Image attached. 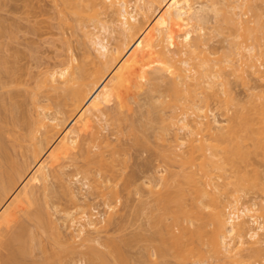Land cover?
<instances>
[{
  "label": "rangeland",
  "instance_id": "1",
  "mask_svg": "<svg viewBox=\"0 0 264 264\" xmlns=\"http://www.w3.org/2000/svg\"><path fill=\"white\" fill-rule=\"evenodd\" d=\"M56 0H0V64H1V66H0V129H2V131L0 132V140H1V142L3 143L4 142V148H6L7 149V152L11 155V156H14V158L13 159H15V158H18V160L17 159H15L19 164H21V165H23V164H25V166H28L27 168H29V171H31L32 172V174H33V177L35 176V179L33 178H31V174H30V177H29V175H28V177L30 178V180H29V182H30V185H31V182H33L34 181V184H35V187L36 188H34L35 190H38L39 188H40V191L38 190V192H40L41 194H42V185L44 184V186H45V184H46V182L47 181H49V182H47V191L45 192V190L43 191V194L41 195V194H39V197L41 196V198H39L40 199V201L41 200H44L43 198L45 197V196H48L49 198H50V202H52V200H53V203H50V205H51V207H52V204L54 205V207H52L51 208V210L53 209H55V210H57V211H60V210H62V211H64V212H62V211H60L61 213H59V212H57V211H52L53 212V214L51 215V218L53 219V216H54V214L56 215L55 217H54V219L55 220H53V221H55L54 223L57 225V226H60L61 228H60V230H62V232L65 230L64 228H66V227H62L63 225L62 224H65V225H67V226H69V222L71 221L70 219L73 217V218H77L76 220H79L78 218H80L81 216H83L84 214L83 213H85V212H87V214H88V216H90L91 217V215L93 216V217H91V218H93L94 219V221L95 222H106L107 221V218L109 219V218H111L110 217V215L111 216H113V218L111 219L112 221V223H111V225L109 226V227H107L108 228V230H107V228L105 227V230L103 231V229L101 230L100 229V231H101V234L99 235V236H101L100 238H101V240H102V245L101 244H99V243H94V240H93V243H88V241L87 240H89V241H91L92 242V239H95L96 238V236H98V233H96V234H94V232H87L86 231V233H84L83 234V236L81 235L80 237H78L79 236V234H78V232L79 231H77L78 230V228H80V227H78L80 224H84L85 222H82L81 220L83 219V218H81L80 219V222H78L77 221V223L76 224H74L75 226H69L67 229H69V233H68V230L66 231L65 230V232H66V234L68 233L70 236H68L67 238L69 239V238H74V239H72V240H75V242H76V245L75 244H73L72 246L75 248V250H74V252L72 251V252H70L71 253V255H72V260L74 261V262H70V263H68V264H74V263H76V264H90L89 262H88V258H87V256H86V254H88V252H89V248L90 247H97V249L98 250H101V252H103V254H104V256L105 257H108L107 259H109V260H111V262L113 263V260H112V258L113 257H111L112 255H111V253H109V249H108V251H107V248H109V246H110V244L112 243V241L113 240H115V242H117V243H119V245L121 244L122 246H120L121 248H123L122 250H124V252L127 254V256L129 255L130 257H129V259H131L133 262V264L135 263V264H179V262H180V260H177V257H178V255H177V251H178V247L176 246L177 244H176V242L177 241H179V240H181L180 238H183L184 239V237H180V236H183L184 235V233L186 234H188V235H190V232H191V230L193 231V230H195L194 228H196V226H201L200 224H203L204 222H206V219H208L209 218V211L211 210L210 209V207H209V209L208 210H205V209H207L208 207H206V206H208L209 204H211V206H213L214 205V203H213V201L215 202L216 200V202L215 203H217V202H219L220 203V200H221V202L222 203H220V204H222V206H224V203H226L225 205H227L228 203V205H227V207L228 208H225V212H226V214L228 215V214H233V213H237V212H239L240 210H238L239 208L241 209L243 206H245L244 204H246V206H249V207H251L252 206V204L253 203H259V204H257L258 206H260L259 208H262V210H263V212H264V193H263V191H262V189H264V184H262V183H264V181H261V179H263L264 178V149H262L263 147H264V144H262V143H264V138H261V140H262V142H261V145L260 146H263L262 148L260 147V149H258V150H256V151H254L253 149H251V152L249 151L250 150V148L247 146V145H252V143L250 144L249 143V141H247L246 140V136H245V133L247 132V127H248V124L247 123H245V124H247L246 126L245 125H241V124H239V123H243V122H246L247 120L245 119V121H244V118H246V116L248 115L249 116V112L251 111V113H250V115L253 113L252 111H253V109L255 108V106H257L258 108H259V106L260 105H264V77H258L257 75L258 74H256V75H254V78L252 77V76H250V74H246L247 72H239V74H237L238 73V71H240V70H242V69H244L245 67L243 66V65H241L240 64V66H239V61H240V63H244L245 62V59H242V61L241 60H239V59H241V55L242 54H247V53H245L244 52V50L246 49V44H248L247 46H249V45H256V47H255V45L253 46L254 48V51H256V52H253L255 55V58L258 56V55H256V53L257 54H260L259 55V57L261 56H263L264 57V55H262V47H261V52L260 51H257L258 50V47H259V44H261V45H264V38L262 39L261 38V36L262 37H264V20H263V23H257V21H258V18L259 17H263L264 18V16H260V14L261 15H263L264 14V0H251V2H249V3H245L242 7L244 8V9H242V7H240L241 8V11H244V10H246V11H244L245 13H248V15H247V17H244V18H246L244 21H243V16L240 18L241 20H239V21H237V22H234L235 23V25H236V23L237 24H239L238 22H240L241 23V25L242 24H244L243 22H245V24L246 25H237L236 27L234 26L233 27V24H231V23H233V22H231V23H229L230 21H228L229 20V16H231L230 17V19H232L233 18V16L231 15V13H228L229 11L230 12H232V11H234V10H232V9H230V8H228V6H226L225 7V5L226 4H223V3H219V4H223L224 6L222 7V6H220L221 8H219V6H217V11H214V12H209L208 14V16L210 17L209 19H208V21H209V26L208 25H206V27L207 28H216V29H210L211 31L210 32H214V30H215V32L214 33H210V32H208V29L206 28V30L205 31H207V33H204L205 34V36H207L206 34H211V38L210 39H207V41L208 40H211L212 42H210V41H208V42H210V43H205V46L207 45L208 47H205L204 46V49L206 50H208V51H210L211 53H214L215 55L214 56H216V57H218V56H220L221 55V57H220V59H218V60H224V61H226V59H225V57L228 59V60H233L234 59V61H233V63H234V65L233 64H231V66L232 67H235V68H229L228 67V65H227V63L225 64V65H227L226 67V69L224 70V74H225V71H226V74L227 75H224L225 76V78H227L226 80L228 81V79H229V83H227V81H226V83H227V85H228V88H226L227 87V85L225 86V89L223 90V91H225L227 94H225V96L227 97H224L223 96V99L222 100H220L221 102H219V99L218 100H216L217 98L215 97V95H214V92H217L218 90H220L221 91V88L219 89V88H217L216 86H215V89L211 92L210 90V88L209 87H207V86H205L202 90H201V88L202 87H199V89L200 90H197L198 89V87L196 88V93H202L203 92V90L204 91H206V92H208L207 94H213V96L216 98L215 100L216 101H218V102H213V101H215V100H211V105H213V107H210V108H212L211 110H213V112L214 113H209L208 115H209V118L211 119V117H214L215 115H216V117H217V119H218V121L220 122V126H221V129H222V127L224 128V129H222V130H220V131H215V133L213 134V132L212 133H205L204 131L205 130H203V131H200V129H199V127H195V125L192 123V126H189V129H191V131H193L194 132V135L193 136H190L191 135V133H189L188 131H181L180 132V138L183 140V141H179V143L181 142V144H182V142L184 143L183 145H182V149L181 150H183V151H178V153H179V164L178 165H174V164H172V160H173V158H174V155H173V157H172V159L170 160L169 159V157H170V155H168V157H167V155H165L166 153H167V151H166V149L168 148L167 147V143H166V141H165V143H166V145L164 144V141H163V137H166V138H168L167 139V141L168 140H170L169 138L170 137H172L173 138V132H171V131H173V129H171V127H170V120H168V117H167V115L168 116H170L171 117V115H173V114H176V113H178V112H183L185 109H188V110H185L186 111V113H185V111L183 112L184 114H191L192 113V111L190 112L189 110V107L188 106H190L191 104H189L188 102V104L186 103V101H189L190 100V98H188V96L187 95H185L186 94V91L187 92H189V89H191V87L190 86H182V87H180L181 89L179 90L178 89V91H176L175 89V87L173 86L172 87V85H170L171 86V88L169 89L168 87H166V86H162V88L164 89L165 87V89L164 90H166L167 88V90H168V92H169V90L170 91H174L171 95H173L172 97H173V99L175 98V96H176V94L177 95H179V96H182L183 98H185V97H187L188 99L186 100V98L184 99L185 100V102H184V100H183V102L185 103V104H187V105H185L184 103V105L186 106V107H188V108H186L185 106V108L184 107H180V105L181 106H183L181 103V100L183 99L182 97H179L178 99H180L179 100V102H177L178 100H177V97L174 99L175 100V102H176V104H177V106L179 107V108H177V106H176V104L175 103H171L170 102V104H167L168 102H169V100L168 99H170L169 97H171V95H169L171 92H169L168 93V99L166 98V96H165V99H167L168 100V102L166 103L165 101H164V96H163V94H164V92H162L161 90V92L163 93H161L160 94V91L158 90L157 92H152V93H154V95L156 96V98L157 99H155V97H154V103H158V99L160 98V96L162 97L163 96V100L162 99H160L159 100V103L158 104H160L161 102H163L164 101V103H166V105H170V106H167V107H165V106H163V107H165V108H163V107H158V106H156L155 107V105H158V104H152L155 108H153V107H150V109L149 110H151L152 108V111L153 110H156L157 108L159 109V108H162L160 111H162V110H164L165 109V111H163V113H165V115H163V113H159V115L161 116V117H159V118H161V120H163V119H165V120H163V121H165V124H164V122L163 121H160V119L159 120H157V121H159V122H163V124L161 123V125H165L164 126V128L163 129H165V127L167 126V129L169 130H171V131H169V132H171L170 134H169V132L167 131V130H165V131H167L166 133H163V139L161 138L160 139V137L162 136V135H160L159 136V134L157 135L156 133H158L156 130H154V131H156V133L155 132H153V130H152V128L154 129H156V125H158V124H156L155 122H154V118H152L153 119V121H152V123L154 122L156 125L154 126L150 121H149V119L151 118L150 116H153V115H156L157 116V114H158V112H157V114H156V112L155 111H153V112H155V114L153 113V115H152V113H151V115L149 116L150 118H148V123L147 124H151V126H149V125H146L147 127H151V129H146L147 131H145L144 129H145V125H144V129H143V126L141 127L140 126V124H141V117L142 118H144L140 113H142L143 111H144V109L146 110V111H148L149 112V110L147 109V107L146 108H144L143 109V111L142 112H139L138 111V109H137V106H136V104H134V103H136L137 101H139L138 99H135V100H133L134 98H139L140 97V94L138 95V90L139 89H135L134 88V86L132 87L131 86V89L132 88H134V89H132V91L133 90H137L136 92H137V94H134V92H132L131 93V95H134V97L132 98V99H130V101H129V99L128 98H130V96L131 95H129L130 94V89H129V94H126L127 92H124L123 91V93H125L124 95L126 96H124V103H126V105L125 106H127L128 105V103L129 104H131V106L130 105H128V107L130 106V108H132V110H130V111H134V110H137L139 113H137L136 114V112L134 111L133 113H132V115L135 113L137 116H134V118L135 117H137V118H135V119H137L136 120V125H138V127L140 126L143 130H142V133H141V128L139 127V131L137 130V129H135L136 131H134V128H137V126L135 125V119L133 118V117H131L130 118V121L132 122V120H133V122L132 123H134V124H132L130 121H125V124L124 123H122V124H124V126L121 128V129H116L118 126L119 127H121L119 124H118V126H117V124L115 125V120H117L116 118H115V112H114V115H113V117H109V120L107 121V117L108 116H111L112 115V112L115 110V106H114V103H113V100L111 99L113 96H111L113 93L111 92L112 90H110L111 88H109V91L108 92H110V93H112V94H110V95H108V93H106L107 92V88H106V86L107 85H105V83H103L102 84V86H104L105 88H103V89H98L101 93V100H98L100 103H98L97 101V103L98 104H102V102H103V100L104 99H108L109 100V104H108V106L106 107V114H107V117L106 116H104V121L102 122V124H101V127L99 126L100 125V123L101 122H99V121H97L98 119L97 118H95L96 116L98 117H100V114L98 113V111H97V113L98 114H94V115H96L95 117L93 116V114H92V112H91V115H90V112L88 113L89 115L87 116V117H89V116H92V118H93V120H95V121H97V122H99V124H97L98 126H97V129L95 128V126L93 127V126H91L92 128H90L91 130L90 131H92L91 132V134L93 133V129L94 130H97V131H94V133L95 132H97V134L96 135H98V129H100L99 131H100V133L101 134H99L100 135V137H99V141H96V144H93V145H98V144H100V141H101V148H103V150L107 153V154H105V155H103L104 156V159L103 158H101L100 156V158L101 159H103V161L104 162H101L100 164L99 163H97V157H98V154L100 153V150H98V148H95L96 146H94V147H91L92 145H90L91 144V142H90V144H89V142L88 143H86L87 141H89L91 138H89L90 136L88 135V133H90L89 131H87V132H83V131H80L81 133L83 132V133H87V134H85V135H88L87 137L84 135V137L83 136H80L81 134H80V132H79V129H82L83 128V130H85L87 127H83V126H81V128H75L74 127V125L77 127L78 126V121L74 124V125H72V127H74V128H71V127H69V129L67 130L66 128H68L67 126H66V128L63 126V122H61V121H66V119L69 117V115H71L70 117H72V112H74V111H72L70 114H68L69 112H70V110L72 109L73 110V108H78L77 107V105H79V104H77L76 106H74L76 103H78V102H76V103H74L73 104V108H69L71 105H70V102H71V100L67 103V101L70 99H68V100H65L66 101V103H67V106L68 105H70V106H68V109H67V106H66V103H63V104H61L62 106H64L63 108H64V111H62V112H64V113H62L61 115L57 112V111H60V110H63V108H62V106L61 105H59L58 103L55 105V104H51V106H60L59 108H60V110H55V108L53 107V109L54 110H52L51 108V110L50 109H47V107L45 106L44 107V105H47V104H49V103H51V102H53L54 100H56L55 99V95H58L57 93L55 94V92H53V91H55V89L53 90V88H49V87H51V86H49L50 85V83H49V81H48V84H47V77L45 78V75L49 72H52V71H55V69L57 70V71H60V70H62L63 68H65V67H67L68 66V62L70 61V57H71V55H73V57L75 56V58H73V57H71V59L73 58V59H75L76 61L74 62V65L76 66V64H79L80 65V63L81 62H83V63H85V67H86V64H89L88 62H87V60H90V58L89 59H87L86 60V57H92L94 54H96L97 55V53H94V52H96L95 51V46L93 45V39L95 38V36H96V38H97V36H99V38H100V35L104 32V33H106L105 31H103L102 30V26L105 24L106 25V22L105 21H110V19L112 20V18L114 17V15L112 14V13H114V12H112L113 10H109L108 9V12L106 13V12H103V10H102V12L100 11L99 12V10H98V12H99V14H97V12L95 13V14H97V16H94L93 18L94 19H92L91 17H89L90 15H95L94 14V12H93V14H90V13H87L89 16H87V18L89 17V18H91V19H87V20H85V19H82V20H79V18L77 17V16H75V15H72V14H70L69 12H65V13H61V12H59V9H60V11H61V8H60V6L62 5L61 4V1L59 0L57 3L59 4V2H60V6L58 7V5H57V3L55 2ZM127 1V5H128V11L129 12H131L132 11V9L136 6V4H137V0H126ZM145 1V3H147L149 6H151V12H150V15L152 16V19H151V21L149 22V25L151 26V29H155V28H157V27H159L160 25H163L165 22H164V20H165V18H164V15H163V13H162V11H160L159 12V14L157 15V12H158V9H159V0H144ZM171 3H178V2H183V4H185V5H187L189 8H191V10L193 9H196L197 7H199V6H201V4H204V5H206V4H210V5H212V1L211 0H169ZM215 1H217V2H220V1H218V0H214V2ZM235 1V0H234ZM237 1V0H236ZM54 2H55V4H54ZM222 2V1H221ZM231 2H233V1H231ZM242 3H244V2H239V4L238 5H240V4H242ZM248 4V5H247ZM218 5V4H217ZM236 5V4H235ZM250 5H251V7L252 8H250ZM56 6L59 8H56ZM247 6V7H246ZM62 7V6H61ZM225 8V9H224ZM248 8H250V9H248ZM219 9V10H218ZM229 9V11L226 13V11ZM252 9V10H251ZM221 10H223V12L221 11ZM225 10V11H224ZM62 11H63V7H62ZM91 11V13H92V9L90 10ZM94 11V10H93ZM110 11V12H109ZM219 11V13H217ZM236 11H237V9H236ZM236 11H234V12H236ZM249 11H250V13H249ZM89 12V11H88ZM217 14H219L218 15V17L216 16V18H215V14L216 13ZM221 12V13H220ZM226 14H225V13ZM234 12H232V14L234 15ZM237 12H240V9L238 8V11ZM254 12L257 14V13H259V16H258V14L256 15V14H254ZM214 13V14H213ZM241 14H243V12H240ZM240 13H235V14H240ZM244 13V14H245ZM63 14V15H62ZM64 15H65V17H64ZM214 15V16H213ZM223 15V16H222ZM226 15V16H225ZM228 15V16H227ZM246 15V14H245ZM244 15V16H245ZM207 16V17H208ZM219 16H222L223 17V19H221L222 17H219ZM224 16H225V19H224ZM251 16V17H250ZM256 16H258L257 18H256ZM69 17V18H68ZM112 17V18H111ZM212 17V18H211ZM253 17L255 18V19H253ZM117 17H115L114 19H116ZM220 19V21H221V23H220V21H219V24H217L218 22V19ZM228 18V19H227ZM235 18H237L238 19V17L236 16L235 17V15H234V19L232 20V21H234L235 20ZM262 18V19H263ZM78 19V22L79 23H77L76 22V20ZM249 19V20H248ZM216 20V21H215ZM223 20V21H222ZM226 20V21H225ZM255 20V21H254ZM74 21V22H73ZM99 21V22H98ZM248 21V22H247ZM100 22H101V24H100ZM216 22V23H215ZM251 22V23H250ZM104 23V24H103ZM227 23H229V24H227ZM252 23L254 24V26L252 25ZM77 24H79L80 26H78ZM103 24V25H102ZM217 24V25H216ZM248 24H250V25H248ZM256 24V25H255ZM81 25H82V27H81ZM100 25H102L101 26V29H100ZM218 25H220L221 27L223 26V28H221V30L223 29V31H224V33L222 32V31H218V30H220V28L219 29H217V27H218ZM231 25V26H230ZM216 26V27H215ZM239 26V27H238ZM246 26H248V27H253V28H251L250 30L253 32V35L251 34V36H250V34L248 33V32H246L247 31V29H249V28H247ZM256 26H257V29H255V30H257V31H255V30H253L254 29V27L256 28ZM260 28H259V27ZM104 27V26H103ZM235 28V29H232V28ZM241 28L240 29V32H239V35H236V33L237 32H235V30H236V28ZM243 27H246V31H243L244 30V28ZM243 28V29H242ZM258 28H259V31H258ZM263 29V31H261L262 29ZM82 29V30H81ZM100 29V30H99ZM225 29V30H224ZM103 32H102V31ZM232 30H234L233 32H231ZM83 31V32H82ZM92 33V34H90L89 35V33L90 32ZM99 31H101V34L99 33ZM204 31V32H205ZM216 31H218L217 33H216ZM227 31V32H226ZM237 31V30H236ZM254 31H255V33H254ZM94 32V33H93ZM223 33V36H222V33ZM226 32V33H225ZM96 33H99V35H97ZM103 33V34H104ZM219 33V34H218ZM229 35H228V34ZM231 33H233L234 34V37H235V35H236V37L237 36H240V35H242V36H240L239 38H241V39H236V41H235V39L234 38H228V37H230L231 36ZM241 33V34H240ZM246 35H245V34ZM257 33H260V34H257ZM263 33V34H262ZM93 34H96L95 36L93 35ZM208 34V35H209ZM217 34V35H216ZM226 34V35H225ZM258 36H257V35ZM84 35H86V36H84ZM108 33H106V35L104 36V37H107L108 38ZM214 35H215V37H214ZM255 35V36H254ZM91 36H94V38H91ZM226 36V37H225ZM247 36H249V37H251L249 40L248 39H246L245 37H247ZM255 38L256 36H257V40H256V42H254L253 43V40H252V38L253 37ZM89 37V38H88ZM109 37H110V39H107V38H105L107 41L109 40V45H110V48L112 49V48H118V46H120V44H121V46H122V48L124 47V41H123V39H121V38H118V37H120V36H118V34H113L112 36H110L109 35ZM210 37V36H209ZM209 37H207V38H209ZM214 37V38H213ZM232 37V36H231ZM244 38L246 39V40H248V41H244ZM89 39V40H88ZM102 39H104L103 37H102ZM104 39V40H105ZM120 39L123 41V42H120ZM203 39H204V37H203ZM230 39V40H229ZM231 39L234 41V42H232L231 41ZM258 39H260L259 41L260 42H258ZM261 39H262V41H263V43H261ZM88 40V41H87ZM92 40V41H91ZM205 40V42H206V39H204ZM237 40H239V41H237ZM242 40V41H241ZM107 41H105V42H107ZM241 41V42H240ZM255 41V40H254ZM90 42V43H89ZM231 42L234 44L235 42H238V43H235V44H238V47H237V45H236V48L234 47L235 45H232L231 44ZM251 43V44H249V43ZM120 43V44H119ZM259 43V44H258ZM210 45V46H209ZM233 47H232V46ZM241 47H240V46ZM244 46V47H243ZM260 47H259V49H260ZM229 48H231V49H229ZM241 49V50H238L239 52H241V53H239L236 49ZM257 48V49H256ZM94 49V50H93ZM214 51H212V50ZM86 50V51H85ZM232 50V51H234L239 57H237L236 55H234V53L231 51V53H230V51ZM263 50H264V46H263ZM87 52H88V54H89V52H90V54H91V52H92V54L91 55H89V56H87ZM217 52V53H216ZM258 52H260V53H258ZM227 53V56L225 55ZM231 54L230 56H231V58H230V56H228V54ZM86 55V56H84V55ZM240 54V55H239ZM263 54H264V52H263ZM218 55V56H217ZM70 56V57H69ZM213 56V57H214ZM237 57V58H234V57ZM95 56H93V58H94ZM261 57L260 58H256V60H255V58H254V60H255V62H257V60L259 61V60H261V61H259V62H257L256 64H257V66L259 67V68H261V70L260 71H262V73L264 74V66H263V63H264V61L262 62V60H264L263 59V57H262V59H261ZM67 58V59H66ZM77 58V59H76ZM83 58V59H82ZM215 58V57H214ZM222 58V59H221ZM216 59V58H215ZM66 60H67V62H66ZM84 60V61H83ZM85 60H86V62H85ZM199 60V59H198ZM222 60V61H223ZM231 60V61H232ZM239 60V61H238ZM79 61V62H78ZM221 61V62H222ZM244 61V62H243ZM62 62V63H61ZM78 62V63H77ZM96 62H98V61H96ZM195 62L197 63V60H195ZM195 62H191L192 63V65L191 66H194V64H196ZM199 62V61H198ZM262 62V63H261ZM66 63V64H65ZM99 63V62H98ZM194 63V64H193ZM215 63H217V62H215ZM235 63H237L236 64V66H235ZM82 64V63H81ZM91 64H93V65H91L92 67L94 66L95 68H94V71H95V69H98V67L96 68V66H100V65H96L95 63H91ZM96 66H95V65ZM217 64H219V62L217 63ZM224 64V63H223ZM221 65V64H219V65H221V66H224V65ZM261 64V65H260ZM64 65V66H63ZM78 65V66H79ZM260 65V66H259ZM54 66V67H53ZM87 66H90V65H87ZM116 65H114L113 67H115ZM118 66V65H117ZM116 66V67H117ZM243 66V67H242ZM60 67H62L61 69H60ZM80 67V66H79ZM101 67V66H100ZM99 67V68H100ZM115 67V68H116ZM51 68V69H50ZM81 68V67H80ZM87 68V67H86ZM91 68V67H90ZM229 68V69H228ZM59 69V70H58ZM89 69V68H88ZM100 69H102V67L100 68ZM91 70H93V69H91ZM91 70H89V71H91ZM216 70H218V68L216 69ZM231 70V71H230ZM232 70H236L235 72H234V74L235 75H233V72H232ZM238 70V71H237ZM99 71V70H98ZM245 71H247L246 70V68H245ZM46 72V73H45ZM78 72V71H77ZM87 72H88V70H87ZM237 72V73H236ZM90 73V72H89ZM94 74L93 75H95V74H97L98 72H93ZM242 73V74H241ZM244 73H245V75H244ZM249 73V72H248ZM261 73V74H262ZM42 74V75H41ZM88 74V73H87ZM231 74V75H230ZM48 75V74H47ZM85 75V74H84ZM90 75H91V73H90ZM92 75V76H93ZM215 75H217L216 73H215ZM233 75V76H232ZM236 75H239V76H236ZM247 75L249 76V77H251V80H249V77L247 78ZM86 76V75H85ZM88 76V75H87ZM96 77H97V75H95ZM95 76H93V77H95ZM227 76H229V77H227ZM242 76V77H241ZM244 76H245V78H247L249 81H246L247 79H245L244 78ZM259 76H261V75H259ZM156 77V76H155ZM159 77V76H158ZM157 77V78H158ZM240 79H239V78ZM83 78L84 77H82V79H80L82 82H85V81H83ZM86 78V77H85ZM88 78H90L89 76H88ZM243 78V79H242ZM256 78H258V79H256ZM262 79V80H261ZM46 80V81H45ZM79 80V81H80ZM95 80V79H94ZM158 80V79H157ZM156 79H154V77H153V80H151V82L153 81L154 83L156 82H158ZM216 80V82H218V79H215ZM222 80V79H221ZM46 82V84L44 85L43 83H42V85H41V82ZM79 81H77V82H79ZM81 81H80V83H77V85L79 86V85H81V84H83L84 85V88H85V85H87V84H85V83H81ZM40 82V83H39ZM89 81L87 80V83H88ZM91 82V81H90ZM150 82V83H151ZM36 83V84H35ZM40 84L41 86H39V88L40 87H42L43 86V88L44 89H46V88H48V89H46V90H44L43 88H42V90H41V88L39 89V91L41 90V92L40 93H38L39 91H38V84ZM112 83V82H111ZM93 83H91V85H92ZM107 84H109L108 82H107ZM152 84V83H151ZM218 84V83H217ZM5 85V86H4ZM46 85L47 86H49V87H46ZM83 85H81L82 86V88H83ZM90 85V87H92V89L94 88L95 89V87H93V86H95V84L93 85V86H91ZM45 86V87H44ZM75 86V90H78V88L76 89V85H74ZM73 86V87H74ZM88 86H89V83H88ZM87 86V87H88ZM97 86V85H96ZM86 87V88H87ZM89 87V89L91 90V88ZM110 87H111V85H110ZM184 87V88H183ZM206 87L209 89V91H208V89H206ZM219 87V86H218ZM81 88V89H82ZM83 88V89H84ZM85 88V89H86ZM100 88H102V87H100ZM183 88V89H182ZM187 89V90H185V92H184V89ZM50 89L51 90H53L51 93H54V95L52 94V95H50ZM80 89V88H79ZM84 89V90H85ZM104 89H105V91L106 92H104ZM172 89V90H171ZM193 90L195 89L194 87L192 88ZM216 89H218L217 91H215ZM228 89V90H227ZM48 90V91H47ZM63 90V89H62ZM62 90L61 91H59L61 94L63 93L62 92ZM72 90H74V89H72ZM88 90V89H87ZM127 90V89H126ZM166 90V91H167ZM183 90V91H182ZM227 90V91H226ZM36 91H38V92H36ZM43 91V92H42ZM57 91V90H56ZM64 91V90H63ZM92 91V90H91ZM166 91H165V93H166ZM177 93H176V92ZM180 91H181V93L183 92L184 93V95H185V97L183 96V94L182 95H180L181 93H180ZM58 92V93H59ZM65 92V91H64ZM135 92V93H136ZM159 92V93H158ZM90 93H92V92H90ZM106 93V94H105ZM139 93H140V91H139ZM176 93V94H175ZM41 94H43V95H41ZM60 94V95H61ZM66 95H67V93H65ZM190 94V93H189ZM188 94V95H189ZM39 95V96H38ZM49 95V96H48ZM59 95V96H60ZM63 95V94H62ZM127 95H129V97H127ZM136 95H138L137 97H136ZM150 95H152V94H150ZM160 95V96H159ZM167 95V94H166ZM200 95V94H199ZM39 97V102H37L38 100H36V99H38V97ZM64 96V95H63ZM110 96V97H109ZM158 96V97H157ZM198 96V95H197ZM201 96V95H200ZM213 96H212V99H213ZM12 97V98H11ZM51 97V98H50ZM62 97V96H61ZM141 97H143V96H141ZM189 97H192L191 95L189 96ZM45 99V100H43V99ZM56 98H57V96H56ZM125 98H127V100H125ZM12 99V100H11ZM53 99V100H52ZM61 99V98H60ZM60 99H57V101L56 102H59L58 100H60ZM72 99V98H71ZM151 99V98H150ZM153 99V98H152ZM151 99V100H152ZM172 99V98H171ZM173 99H172V101H173ZM42 100V101H41ZM51 100V101H50ZM62 100H63V98H62ZM60 101V103H62L63 101ZM111 100H112V102H111ZM162 100V101H161ZM48 101V102H47ZM74 101H76L74 98H73V100H72V102H74ZM126 101H128V102H126ZM136 101V102H135ZM141 101V100H140ZM12 102H13V105L15 106L14 108H12L11 109V106L13 107V105H12ZM15 102V103H14ZM44 102V103H43ZM56 102H53V103H56ZM71 102V103H72ZM174 102V101H173ZM181 102V103H180ZM40 103H41V105H40ZM11 104V105H10ZM38 104V106L41 108V111L42 112H44L43 111V109L45 108V109H47V111L49 110V112H47L45 109V113L47 112V116H48V113H49V115L50 114H54V115H56V113H57V115H60V117H58L57 115V118H59V120H61L60 118H64V120L62 119L61 121H59V122H56V123H59V124H61L62 125V127H64V130H62L61 132V134L59 135V136H57V138L53 141V143H52V141H50V143L49 144H51V145H53V146H55V147H52V148H56V145H58V143L59 142H63V139L64 138H62V136H63V133H64V131H65V129H66V131H70L69 133L71 134V135H69L70 137L68 138L69 140H70V138H71V136H74L75 137V140L76 141H79L78 143H77V145H76V142H75V144H73L72 143V141H71V143L72 144H70V141L68 142V141H66V142H63L62 144L64 145L65 143H66V145L68 146V148H70V149H67L68 151H70V152H73L74 151V154H73V156H74V158H75V156L77 157V158H75V160L74 159H72L73 158V156H71V161H73V163L71 162V161H68L69 159H66V157H68V158H70V154H68V156H66V154H65V151H63L64 152V154H65V158L64 157H59V156H56V157H58V158H61V159H66V160H62V164L61 163H59V161H58V163L59 164H61L60 165V167H58L57 168V166H59L58 164H57V161H56V164H57V166L55 165V155H53L54 157H50V158H52V159H54L53 160V162L51 161V159H49V157H47V160L49 161H51L52 163H53V165L55 166V168H57V172H56V176H55V178L53 179L52 178V176L50 175V169H47V171L48 172H46L47 173V175H49V177H47V181L45 182V183H40L42 180H41V177H39V175H40V173H38V172H36L37 170L38 171H40L39 169H37L38 168V165L37 164H34L35 162H36V157L34 156V158H33V155H35V153L32 155V151L34 150V149H31L30 148V146L36 141L37 142V140H42V138H43V142H46L47 140V138H46V136H40L41 134H43V135H45L44 134V131H42V133H41V131L39 132V134L37 133V131L35 132L34 130H36V128H35V126L33 127V128H28V126L29 127H31L32 126V121H33V113L36 111V105ZM42 104H44V105H42ZM115 104H117V102H115ZM140 104H143V103H140ZM178 104H180V105H178ZM215 104V105H214ZM217 104V105H216ZM249 104H251V105H249ZM253 104V105H252ZM7 105H9V106H7ZM99 105V106H100ZM171 105H173V107L171 106ZM203 105V104H202ZM201 104H200V106H202ZM210 105V106H211ZM47 106H50V104L49 105H47ZM50 106V107H51ZM65 106H66V108H65ZM117 106V105H116ZM149 106V105H148ZM160 106H162V103L160 104ZM204 106V105H203ZM254 106V107H253ZM260 107L261 108V110L260 111H257V110H259V109H254L255 110V112L256 113H262L261 111H262V108H264V106L263 107ZM249 107H250V109H249ZM58 108V109H59ZM169 108V109H168ZM183 110H182V109ZM251 108H253V109H251ZM15 109V110H14ZM57 109V108H56ZM157 109V110H158ZM172 109H174V110H172ZM177 109H181L180 111H178ZM5 110V111H4ZM9 110L11 111V110H13V114H11V115H9L8 113H9ZM75 110V109H74ZM78 110V109H77ZM96 110V109H95ZM156 110V111H157ZM206 110V109H205ZM209 109H207L206 110V112L208 111ZM55 111H56V113H55ZM129 111V112H130ZM145 111V112H146ZM151 111V112H152ZM159 111V112H160ZM53 112V113H52ZM79 112H81L80 110L79 111H77V113H76V111L74 112V114H75V117L78 115V113ZM147 112V113H148ZM170 112V113H169ZM172 112V113H171ZM175 112V113H174ZM180 112V113H181ZM255 112H254V114H255ZM264 112V111H263ZM3 113V114H2ZM61 113V112H60ZM82 113V112H81ZM95 113V112H94ZM144 113V112H143ZM142 113V114H143ZM166 113H167V115H166ZM5 114V115H4ZM35 114V113H34ZM83 114V113H82ZM145 114V113H144ZM149 114H150V112H149ZM169 114H171V115H169ZM179 114V113H178ZM190 114L188 115V116H190ZM193 114V113H192ZM213 114H215L214 116H212ZM242 114V115H241ZM247 114V115H246ZM262 114H264V113H262ZM262 114H260L261 116H262ZM2 115V116H1ZM9 115V116H8ZM14 115V116H13ZM31 115V116H30ZM51 115V117H54V116H52ZM87 115V114H86ZM116 115H118L117 113H116ZM129 115H131V113H129ZM147 116H148V114H146ZM158 115V116H159ZM180 115V114H179ZM178 115V117L179 118H181L182 116H183V114L181 115V117ZM211 115V116H210ZM246 115V116H245ZM253 115V114H252ZM251 115V118L254 116H252ZM259 115V114H258ZM254 116V118H256V119H254V118H252L253 120H257V121H259V120H261L260 118H262L260 115L259 116ZM5 116H6V118H5ZM31 117V119H30V117ZM64 116V117H63ZM74 116V115H73ZM79 116H80V114H79ZM118 116H120V115H118ZM118 116H116V117H118ZM156 116H154V117H156ZM162 116H166V117H163V119H162ZM191 116H193V115H191ZM247 116V119L248 118H250V117H248ZM14 117V118H13ZM50 117V116H49ZM69 117V118H70ZM82 119H83V115L82 116H80ZM121 117V116H120ZM169 117V118H170ZM239 117V118H238ZM241 117V118H240ZM243 117V118H242ZM257 117L259 118V119H257ZM13 118V119H12ZM68 118V119H69ZM111 118H114V119H112L113 121H111ZM119 118V117H118ZM133 118V119H132ZM145 118H146V116H145ZM146 118V119H147ZM156 118H158V117H156ZM166 118H167V120H166ZM250 118V119H251ZM15 119V120H14ZM16 119H18V121L19 122H21L22 124L20 125V123L18 124V123H15V122H18ZM67 119V120H68ZM74 119H75V121H76V118H73V121L71 122L72 124L75 122L74 121ZM82 119L80 120V118H79V120L80 121H82ZM121 119V118H120ZM145 119V120H146ZM239 119H242V121L241 120H239ZM264 118H262V120H263ZM8 120V121H7ZM30 121V123H31V125H30V123H29V125L28 124H26V121H27V123ZM77 120H78V116H77ZM119 120V119H118ZM144 120V119H143ZM236 120H237V123H236ZM249 120V119H248ZM4 121V122H3ZM14 121V122H13ZM121 121H123V120H120V122L119 123H121ZM168 121V122H167ZM9 122V123H8ZM15 123V125L13 124V123ZM68 121H66V123H67ZM96 122V123H97ZM117 122V121H116ZM144 122V121H143ZM142 122V123H143ZM146 122H147V120H146ZM167 122V123H166ZM260 123H262V125H263V122L264 121H259ZM1 123H3L2 125H1ZM65 123V124H66ZM68 123H70V122H68ZM118 123V122H117ZM158 123V122H157ZM260 123H259V125H260ZM121 124V125H122ZM160 124V123H159ZM169 124V125H168ZM237 124H239V126H238V129L240 130L241 129V131H239V132H241V133H239V132H237L238 131V129L237 128H235V127H237ZM244 124V123H243ZM258 123L256 122V125H257ZM4 125V126H3ZM17 125L19 126L18 128H17ZM27 125V126H26ZM67 125V124H66ZM81 125H82V123H81ZM94 125H96V124H94ZM128 125H131V127H132V125H133V127H132V129L133 130H130L129 132H128V130L129 129H131V127L130 128H125V127H127ZM135 125V126H134ZM161 125H158V127H161ZM179 125V124H178ZM255 125V126H256ZM261 125V129H263V126ZM17 128L16 130H15V127ZM70 126H71V124H70ZM162 126V127H163ZM180 127H181V125H179ZM178 126V127H179ZM246 127V131H245V128H244V131H245V133L243 132V130H242V128L243 127ZM90 127V126H89ZM115 127V128H114ZM162 127L161 128H159V132L161 133L162 131L163 132H165L164 130H161L162 129ZM169 127V128H168ZM239 127H241V128H239ZM60 128H61V126H60ZM123 128H125V130H127V131H125L124 132V129ZM195 128V129H194ZM233 128V129H232ZM4 129V130H3ZM34 131H32V130ZM62 129V128H61ZM75 129L76 130H78L77 132H78V134H79V136L77 135V133H76V135L75 134H73L72 132H73V130L75 131ZM89 129V128H88ZM123 129V130H122ZM158 129V128H157ZM193 129V130H192ZM231 129V130H230ZM237 129V130H236ZM256 131H258V130H260V127H259V129H258V127H256ZM29 130H31L32 131V133H37L39 136H37L36 134V138H35V136H34V141H33V143L31 142V140L29 141V140H27L28 142H31V145L29 146V144H27V142H26V140H25V138H27V137H25L24 138V133L28 136L29 134H30V132L31 131H29ZM58 130H59V128H58ZM121 131L122 130V132H118V131ZM152 130V131H151ZM234 130H235V133L237 132V133H239L238 135H236L235 133H234ZM14 131V133L16 134L15 136H19V141H17L18 143H13V142H16V141H14V139H13V134L14 133H11V132H13ZM27 131H28V133H27ZM190 131V132H191ZM229 131V133L228 134H230L229 136H228V134H227V132ZM230 131H231V133H233L234 135H233V137L234 136H236V137H238L239 135H241L242 133H244V134H242V136L244 135V137H245V141L243 140L244 138H242L241 136H240V139L241 140H243L245 143H244V145H241V143L243 142H241L240 143V141L241 140H238L237 142H232L233 143V146H232V149H235V150H239V151H237V155H240V150L242 151V147L243 146H245V144H246V146H247V150H246V152L247 151H249L250 152V154H249V152H247V154L248 155H250V157L249 156H245V154L243 153V152H245V149L246 148H244L243 149V152H241L242 154H243V157L244 158H246V157H248L249 159H252L253 160V162H251L252 160H245L244 158H243V160H241L242 159V156H241V158H240V156L238 157L239 159L236 161V162H234L232 159L233 158H231V159H229V155L227 154L226 156L225 155H223L222 153H221V155H223L224 156V158L226 157L227 158V160L228 161H233V166L235 167V164L236 163H238L236 166L238 167H235V169H234V167H233V169L235 170V171H237L238 172V174L237 175H231L229 172V174H230V176H229V174H225L224 173V171H223V173L225 174V176L226 177H224L225 179L227 178V179H229V180H223L224 178H222L221 180H220V177H218V179L216 178L217 176H215V178L213 179V180H215V182L217 183L218 182V185L219 186H216V187H214V185H212V184H214L215 182H213V181H211L210 182V180H212L211 178H205V180H204V177L205 176H202L201 174H200V172L198 171L199 170V168H200V165L201 164H203L204 166H207V168H210L212 165H211V162L209 161V160H211V159H206L205 161H206V163L204 164V162L205 161H203L205 158L203 157L204 156V154L205 155H207L208 156V153H209V155L211 154L210 152L212 151V153H213V150H210V152L208 151V149L209 148H207V145H210V143H211V141H212V139H210L211 141H210V143H209V137H212L213 135H214V137H212L214 140H213V144L215 143V140L218 142V143H216V145L217 144H220L221 143V141H225V140H228L227 138H230V136H232L231 135V133H230ZM264 131V130H263ZM133 132V133H132ZM134 132H136V133H140V136L142 135V139H141V137H139V135L137 136L136 135V133H134ZM199 132L200 134H197V133ZM218 132V133H217ZM10 133L12 134V135H10ZM41 133V134H40ZM75 133V132H74ZM118 133H120V134H118ZM122 133H123V135H122ZM125 133H127V134H125ZM129 133V134H128ZM143 133L146 135V137H144L145 135H143ZM152 133H155V135L153 136V134ZM224 135H223V134ZM67 134V133H66ZM90 134V135H91ZM164 134L166 135V136H164ZM188 134H190V135H188ZM211 134H213V135H211ZM219 134H221L222 136H226L225 134H227V138L225 137V138H223V137H221V135H219ZM259 134H261V132H259L258 133V135ZM263 134V136H264V132L262 133ZM33 134H31V136H32ZM95 135V134H94ZM98 135V136H99ZM120 135V136H119ZM122 135V136H121ZM151 135V136H150ZM168 135H170L169 137H167ZM209 135H211V136H209ZM14 136V138H16ZM17 136V137H18ZM137 136V138H135ZM148 136V137H147ZM156 136H158V137H156ZM215 136H216V138H218V136H219V140L218 139H215ZM260 136V135H259ZM10 139H9V138ZM12 137V138H11ZM21 137V138H20ZM29 137V136H28ZM37 137L39 138V139H37ZM44 137L46 138V139H44ZM54 138H55V136H53ZM63 137H65V136H63ZM74 137H72V139L74 140ZM81 137L82 138H84V139H81ZM86 137V138H85ZM120 137V138H119ZM145 138V140H144V138ZM154 137H156L157 139H155ZM231 138V139H229V141L231 140V141H233V139L234 138ZM235 137V139H237ZM4 138V139H3ZM52 138V137H51ZM67 138L65 137V140H67ZM80 138V139H79ZM89 138V139H88ZM148 138H150V140L152 139V138H154V139H152L151 141H152V143H154L155 145H153L152 143H151V141L150 140H148ZM160 139V141H159V139ZM220 138L222 139L221 141H220ZM12 139V140H11ZM18 139V138H17ZM16 139V140H17ZM60 139L62 140V141H60ZM71 139V140H72ZM85 139H86V142H85V144L87 145V144H89L88 146H90L91 147V154H88V153H86L88 156L90 155V159L91 160H89V159H87L88 158V156L85 154V153H81V151L83 150H81L80 151V146H83V143H84V141H85ZM88 139V140H87ZM148 140V142H147V140ZM206 140L205 142L206 143H204L203 142V140ZM238 139H239V137H238ZM40 140V141H41ZM45 140V141H44ZM93 139H91L90 141H92ZM137 140V141H136ZM138 140H139V143H138ZM144 140V141H143ZM157 140V141H156ZM190 140H196V141H198V142H195V145H197L196 146V150L197 151H195V153L196 154H194V158L193 159H196V161L199 159V161H200V158H202L201 159V162L202 163H198L197 164V162H196V164L194 165V167L195 168H193V167H191V164L190 165H188V164H185L184 163V161H186V162H188V160H189V156H190V159H191V155H189L190 153H189V151H190V149L188 148L189 146V141ZM201 140V141H200ZM12 141V142H11ZM59 141V142H58ZM134 141H136V142H134ZM154 141V142H153ZM162 141V142H161ZM207 141H208V143H207ZM219 141H220V143H219ZM223 141V142H224ZM7 142V143H6ZM19 142L21 143V144H19ZM22 142L24 143V145H25V147H24V145L22 144ZM35 142V143H36ZM42 142V141H41ZM40 142V143H41ZM42 142V144L44 145V147H47V145H48V143H47V145H46V143L44 144ZM158 142H160V143H158ZM223 142L221 143V144H223ZM226 142V141H225ZM224 142V143H225ZM240 143L239 145L241 146V148H240V146H238V144L237 143ZM39 143V141H38V144H40ZM57 143V144H56ZM68 143H69V145H68ZM92 143H94L93 141H92ZM149 143H151V144H149ZM201 143H202V145H201ZM211 143V144H212ZM228 143V141L224 144V145H226ZM231 143V142H230ZM230 143H229V145H230ZM234 143H235V146H234ZM249 143V144H248ZM8 144V145H7ZM11 144H12V146L15 144V146L14 147H12L11 146ZM23 145V147H21L22 149L20 150V148H17L18 147V145ZM37 144V143H36ZM37 144V145H38ZM42 144H40V145H42ZM84 144V145H85ZM120 144V145H119ZM133 144V145H132ZM138 145L139 147L137 148V146H135V145ZM147 144V145H146ZM160 146H159V145ZM212 144V145H213ZM16 145H17V147H16ZM39 145V146H40ZM46 145V146H45ZM51 145H50V148H51ZM73 145H74V147H73ZM76 145V146H75ZM85 145V146H86ZM123 145H124V149H123ZM153 145V146H152ZM164 145V146H163ZM199 145H200V148H201V151H199V149H198V147H199ZM228 145V146H229ZM59 146H60V144H59ZM66 146V147H67ZM88 146H86V147H84V148H87ZM116 146V147H115ZM135 146V147H134ZM156 146V147H155ZM162 146V147H161ZM204 146H205V148H204ZM231 146V145H230ZM229 146V147H230ZM245 146V147H246ZM253 146V145H252ZM33 147V146H32ZM41 147V146H40ZM65 147V148H66ZM76 147V148H75ZM151 147H153V148H151ZM156 149H155V148ZM161 147V148H160ZM228 147V148H229ZM234 147V148H233ZM251 147V146H250ZM254 147V146H253ZM253 147H251V148H253ZM8 148H10V149H8ZM34 148V147H33ZM43 148V147H42ZM48 149H49V147H47ZM59 148V147H58ZM57 148V149H58ZM61 148V147H60ZM59 148V149H60ZM89 148V147H88ZM87 148V149H88ZM95 148V149H94ZM150 148V149H149ZM248 148H249V150H248ZM257 148V147H256ZM18 149V150H17ZM44 149V148H43ZM57 149L55 150V149H51V151H53V152H55L56 151V154H58L59 155V152L57 151ZM62 149V148H61ZM60 149V150H61ZM64 149V148H63ZM158 149V150H157ZM163 151H162V150ZM179 149V150H180ZM205 149H206V151L208 152V153H206V151H205ZM231 151H229L228 153H232V152H234V150H232L231 148H229ZM228 149V150H229ZM255 149V148H254ZM16 150V151H15ZM50 150V149H49ZM65 150V149H64ZM78 150V151H77ZM89 150V149H88ZM263 151V153L262 152H260V151ZM11 151V152H10ZM15 151V152H14ZM48 151V150H47ZM47 151H45L44 150V155H45V152H46V156H48L47 155ZM50 151V152H51ZM80 151V152H79ZM84 151V150H83ZM82 151V152H83ZM87 151V150H86ZM98 151V152H97ZM155 151V152H154ZM219 152H220V150H218ZM49 152V151H48ZM58 152V153H57ZM62 152V151H61ZM67 152V151H66ZM115 153L114 155L116 156V162H115V165L116 166H114V168H112V167H110V165H109V163L108 162H110V153ZM118 152V153H117ZM169 152V151H168ZM252 152H253V154H252ZM254 152H255V154H258V152H260V155L258 154V155H256L255 156V154H254ZM77 153V154H76ZM79 153V154H78ZM122 153V154H121ZM155 153V154H154ZM159 153V154H158ZM181 153L183 154V156L181 155ZM214 153H216V152H214ZM236 152H234L233 154L234 155H236L235 154ZM263 154V156H262V154ZM16 154V155H15ZM53 154V153H52ZM55 154V153H54ZM61 154V153H60ZM63 154V155H64ZM71 154V155H72ZM76 154V155H75ZM81 154V155H80ZM96 156H95V155ZM168 154V153H167ZM218 154V153H217ZM232 154V155H233ZM241 154V155H242ZM252 154V155H251ZM43 155V156H44ZM78 155H80V156H78ZM117 155H119V156H117ZM156 155V156H155ZM188 156V158L186 157L185 158V156ZM212 155V154H211ZM210 155V156H211ZM237 155H236V157H237ZM45 156V157H46ZM50 156V155H49ZM83 156V157H82ZM85 156H87V157H85ZM122 156V157H121ZM202 156V157H201ZM210 156H208L207 158H210ZM222 156V157H223ZM228 156V157H227ZM231 156V155H230ZM252 156V157H251ZM44 157V158H45ZM165 157H167L166 159H164ZM181 157H182V159H181ZM184 157V158H183ZM200 157V158H199ZM219 157H221L220 156V153H219V155H217V158H219ZM232 157V156H231ZM233 157H235V156H233ZM57 158V160H59ZM85 158V159H84ZM123 159V161H122V163H121V161L120 160H122ZM158 158V159H157ZM171 158V157H170ZM60 159V160H61ZM101 159H99L98 158V162H100V160ZM120 159V160H119ZM163 159V160H162ZM185 159H188V160H185ZM215 159H216V157H215ZM237 159V158H236ZM247 159V158H246ZM33 160H35V161H33ZM79 160V161H78ZM85 160H87L86 162H85ZM89 160V161H88ZM180 160H183V161H181V162H183V163H181V164H183V167H182V165L180 164ZM218 160V159H217ZM240 160V161H239ZM246 161V163H245V165H243L242 163H244L245 161ZM15 161V162H16ZM92 161V162H91ZM106 161H107V163H106ZM174 161V160H173ZM198 161V162H199ZM226 160H224L223 159V161H221V162H219V164H220V166H221V164H223L224 165V163H222V162H225ZM228 161L225 163V165H228L229 163H228ZM242 161V163L241 164H239L240 162ZM250 163H249V162ZM34 162V163H33ZM75 162H78V163H75ZM83 162H84V164H83ZM96 162V163H95ZM118 162V163H117ZM177 162V161H176ZM248 162V163H247ZM48 163V162H47ZM47 163H46V158H45V164L47 165ZM50 163V162H49ZM65 163V164H64ZM66 163H67V167H65V165H66ZM70 163H72V165L70 164ZM86 163H88V164H86ZM108 164V165H105V164ZM166 163H168V164H170V165H168V164H166ZM174 163V162H173ZM190 163V162H189ZM228 163V164H227ZM231 163V162H230ZM34 164V165H33ZM45 164H43L45 167H46V165ZM51 164V163H50ZM49 164V166H51ZM64 164V165H63ZM77 164V165H76ZM86 164V165H85ZM97 164H98V166H97ZM104 164V165H103ZM121 164V165H120ZM165 164V165H164ZM208 164V165H207ZM210 164V165H209ZM36 165V166H35ZM52 165V166H53ZM62 165H63V168H62ZM71 165V166H70ZM76 165V166H75ZM78 165L79 166H81V168L78 170ZM85 165V166H84ZM99 165H100V167H99ZM172 165V166H171ZM189 166V167H187V166ZM243 165V166H242ZM49 166H47L48 168H50ZM73 166V167H72ZM82 166H84V167H86V168H84V169H82ZM103 166V167H102ZM106 166V167H105ZM107 166H109V167H107ZM166 166H168V167H166ZM170 166L172 167V168H170ZM173 166H174V168L176 169V171H174L175 169L173 168ZM184 166H186V167H184ZM209 166V167H208ZM230 166H232V164H230L229 166H228V168L229 169H232ZM239 166H242V168L241 167H239ZM244 166H246V167H244ZM44 167V168H45ZM46 167V168H47ZM64 167H65V170H63L64 169ZM72 167V168H71ZM76 169H75V168ZM78 167V168H77ZM180 167H182L181 168V170L182 171H184L185 170V172H182V171H180L179 170V168ZM191 167V169H189ZM196 167L198 168V170L196 169ZM224 167H226V166H224ZM19 168H20V166H19ZM21 168H22V166H21ZM20 168V169H21ZM23 168H24V165H23ZM26 167H25V170H23V172H25L24 174H26V169H27ZM60 168V169H59ZM184 168V169H183ZM189 169V171L187 170V169ZM193 168V169H192ZM223 168V167H222ZM228 168H227V170H228ZM239 168L241 169V171L239 170ZM250 168V169H249ZM36 169V170H35ZM89 169H90V172H88V175L87 176H84V175H86V172L87 171H89ZM101 169H105V170H101ZM111 169V170H110ZM113 169V170H112ZM169 169V170H168ZM172 169H174V170H172ZM197 170L198 172H199V174H198V176H199V178H197L198 176H195L196 178H194V179H191V180H189L188 178H192V177H190L189 176V173H191L192 172V170ZM225 168H223V170H224ZM232 169V173H234V174H236V172H234V170ZM245 169V170H244ZM246 169H248L247 171H246ZM255 169V170H254ZM21 170V171H22ZM28 170V169H27ZM35 170V171H34ZM44 170V169H43ZM50 170V171H49ZM62 170V171H65L64 173L63 172H61L60 173V171ZM83 170H87L86 172L85 171H83ZM101 170V171H100ZM107 170V171H106ZM155 170V171H154ZM157 170V171H156ZM159 170V171H158ZM163 170V171H162ZM170 170H172V171H170ZM189 172V173H187V171ZM191 170V171H190ZM227 170H226V172H227ZM259 170V171H258ZM46 171V170H45ZM45 171H43V172H45ZM75 171H77V172H75ZM81 171H82V173H81ZM119 171V172H118ZM166 171V172H165ZM170 171V172H169ZM258 172L257 174H255V172ZM35 172V173H34ZM75 172V173H74ZM81 174H80V173ZM83 172H85V174H83ZM114 174H113V173ZM156 172V173H155ZM161 173V175H160V173ZM167 172H168V174H167ZM180 172V173H179ZM217 172V171H216ZM259 172L263 175V177L261 178V174H260V178H259ZM29 173V172H28ZM37 173L39 174V175H37ZM70 173V175H68ZM111 173V174H110ZM171 173V174H170ZM176 173H178V175L176 174ZM182 173V174H181ZM187 175H186V174ZM218 173H221V172H217L216 174H218ZM62 174H64V178L65 179H68L69 181H72L73 180V183L74 184H71V185H73V187L76 189V195L78 196V199H74V197L73 196H68L69 194L67 193V192H65L64 190H61V189H63V188H61L63 185L62 184H60V186L61 187H59L58 185L59 184H55L56 183V181H58V178L60 177V176H62L63 177V175ZM183 174H184V176H183ZM239 174H241V175H239ZM244 174H247L246 175V178L248 177V179L249 180H247L246 178H244L245 177V175ZM58 175H59V177H58ZM68 175V176H67ZM81 175V176H80ZM243 175H244V177H243ZM249 175V176H248ZM254 175H257L258 176V179L257 178H255V176ZM77 176H79V178L80 179H78V177ZM112 176V177H111ZM161 176H163V177H161ZM167 176V177H166ZM180 176H182V177H185V178H187V179H185V181L184 180H182V178L180 177ZM201 176L203 177V180H201L202 178H201ZM234 176V177H233ZM237 176H239V177H241L242 179L244 178V182L248 185V183L250 184L249 185V187L248 188H250V191H249V189H246L244 186H241V181H239L238 180V178L239 177H237ZM256 176V177H257ZM39 177V178H38ZM67 177V178H66ZM75 177V178H74ZM87 177L89 178V179H87ZM109 177V178H108ZM164 178V180H163V184H159V182H160V179H158L159 180V182H157L156 180L154 181V178ZM166 177V178H165ZM232 177L233 178H235L236 179V177H237V179L236 180H234V179H232ZM38 178V179H37ZM105 178V179H104ZM106 178H108V179H106ZM201 178V179H200ZM252 178L255 180V181H257V180H259V181H257V182H252L253 180H252ZM31 179L33 180V181H31ZM41 181H40V180ZM55 179H57V180H55ZM78 179V180H77ZM102 179V180H101ZM106 180V184H104V186H102V187H104V188H102L101 187V185L104 183L103 181L104 180ZM197 179V180H196ZM199 179V180H198ZM210 179V180H209ZM246 179V180H245ZM62 180H64L63 178L60 180V178H59V181H62ZM67 180V181H68ZM76 182H75V181ZM100 180V181H99ZM175 180H176V184H175ZM179 180H181V181H179ZM188 180L189 181H194V183H195V185H194V183L192 184V182L189 184L188 183ZM217 180V181H216ZM238 180V181H237ZM252 180V181H251ZM264 180V179H263ZM39 181V182H38ZM58 181V182H59ZM66 181V182H67ZM68 181V182H69ZM99 181V182H98ZM109 183H108V182ZM198 181H202V184H205V185H202L201 184V182H198ZM231 181H232V183H234L235 181H236V183L238 184L239 183V185H238V187H244V188H242L244 191H245V189L247 190L246 192H244V194H243V190L241 189V192H242V197H241V192L240 191H238L237 190V192H238V195L241 197V203L240 202H237L236 200H237V194L235 195V193L233 192V191H235L236 189H235V187H237L236 186V184L233 186V185H231V187L229 186V184H227V183H231ZM43 182V181H42ZM166 182V183H165ZM184 183V185H185V187H184V185H177L178 183ZM243 182V181H242ZM39 183V184H38ZM60 183V182H59ZM63 184H65L64 182H62ZM69 183H72V182H69ZM75 183H76V185H75ZM101 183V184H100ZM201 184V186L200 185H197V184ZM209 183V184H208ZM220 183L222 184L221 186H220ZM225 183V184H224ZM259 183H260V186H259ZM100 184V185H99ZM160 185V186H156V185ZM177 185V186H179L180 188H178V187H174L175 185ZM191 185V187H192V185H193V187L195 186V188L198 186H200V188H197L196 189V191L197 190H199V189H202L203 190V186H206L205 188H204V190H203V192L204 191H206V192H204V194L206 193V196H203L201 193H203L202 191L200 192V194L201 195H198V196H201L200 198H202V200L200 201V200H197V198H198V196H196V192L194 191L193 192V188L192 189H190V187L189 186H187V185ZM226 184H227V186H226ZM256 184V185H255ZM33 185V184H32ZM53 185V186H52ZM75 185V186H74ZM172 185V186H171ZM210 185V186H209ZM252 185V186H251ZM50 186V188L52 189V191L50 190V188H48ZM171 186V187H170ZM234 188H233V187ZM246 186V185H245ZM28 187H30V186H28ZM33 187V186H32ZM38 187V188H37ZM56 187H58L60 190H61V192L62 193H60V190H57L58 188H56ZM170 187V188H169ZM174 188L173 190H171V188ZM237 187V189H239ZM247 187V186H246ZM252 187V188H251ZM65 188V187H64ZM186 189V193H184V197H178L179 195H178V192H179V194L180 195H182L183 193H182V189ZM213 188H215V189H217V193L218 192H220V193H215V191H212L213 190ZM222 188V189H221ZM232 188H233V190H232ZM29 189H32L31 187L29 188ZM28 189V190H29ZM34 189H32V190H34ZM178 189V190H177ZM209 189H211V191L209 190ZM226 189V190H225ZM235 189V190H234ZM27 190V191H28ZM48 190H50L52 193H50V191H48ZM79 190V191H78ZM176 190H177V192H176ZM181 191V193H180V191ZM30 191V190H29ZM111 191V192H110ZM159 191H161L160 193H159ZM174 191V192H173ZM184 191V190H183ZM192 191V192H191ZM210 191V192H209ZM229 191V192H228ZM261 191H262V193H263V195H262V193H261ZM48 192V193H47ZM167 192H169V193H167ZM192 194H191V193ZM228 192V193H227ZM233 193V194H231V193ZM34 193H36V192H34ZM53 193H57V194H53ZM64 193H67V195L66 194H64ZM191 194L190 196L189 195H187V194ZM247 195H246V194ZM54 195L55 197L56 196H58V197H51V195ZM103 194H107L106 196H105V198H110L108 201H106V199L104 198V196H103ZM110 194V195H109ZM159 194V195H158ZM165 194V195H164ZM177 194V195H176ZM193 194H195L194 196H193ZM197 194H199L198 193V191H197ZM210 194V195H209ZM212 194V195H211ZM224 194V195H223ZM227 194V195H226ZM232 195V197H233V199L235 200V196H236V200L234 201V200H232V198H229V197H231V195ZM36 195H38V194H36ZM162 195V197H159V196H161ZM170 195H171V197H170ZM172 195H174V196H172ZM176 195V196H175ZM187 196V198H185L186 196ZM214 195V197H211V196H213ZM221 195V196H220ZM234 195V196H233ZM65 196V197H64ZM110 196V197H109ZM163 196H165V197H163ZM166 196L168 197V198H166ZM192 196V197H191ZM221 198H220V197ZM226 196H227V198H226ZM63 197V198H62ZM73 197V202H74V204H73V202H72V200H70V198H72ZM176 197H178L179 199H180V201L182 202L183 200H185V201H187L188 203H186V205H185V207H182L183 206V204L182 203H179L181 206H180V208L179 209H177V207H176V204H175V206H174V203H172L171 205H170V207H168V210L169 209H171V211L172 212H174L175 210H173L172 208L174 207V209L176 208V211H175V213H174V215H173V213H171V211H166L167 209H163L162 207H161V205H160V203L159 204H156V203H158L159 202V200H158V202L156 201L158 198H165V199H170V200H176L177 198ZM194 197V198H193ZM195 197H197L196 199H195ZM204 197V198H203ZM211 198L212 200V203H210V202H208V201H210V199L209 198ZM49 198H48V200H49ZM52 198H55V199H52ZM58 198V199H57ZM191 198H193L194 200H197V201H194V204H193V206L195 207V208H198L197 209V211L194 209V212L192 211V209H191V201H193V200H191ZM199 198V199H200ZM206 198V199H205ZM216 198V199H215ZM217 198H220V200L219 199H217ZM225 198H226V201H223V200H225ZM69 199V200H68ZM181 199H183V200H181ZM209 199V200H208ZM189 200H191L190 202H189ZM203 200H204V202H203ZM199 201H200V204H202V202H203V205H204V203H205V201H207L208 202V204H207V202L205 203V206L204 207H206L205 209H203V206H201L200 204H197V206H195V203L196 202H198L199 203ZM236 204H238V203H240V205H241V207H240V205L238 206L237 204L235 205V204H233V202ZM41 202H43V201H41ZM56 202V203H55ZM69 202H71V203H69ZM82 202V203H81ZM224 202V203H223ZM243 202V203H242ZM109 203V204H108ZM247 203H248V205H247ZM62 204V205H61ZM79 204V205H78ZM207 204V205H206ZM232 204V205H231ZM261 204V205H260ZM56 205V206H55ZM110 207H109V206ZM201 206L202 207V209H203V212H201L202 211V209H199V208H201V207H198V206ZM230 205V206H229ZM243 205V206H242ZM59 206V207H58ZM160 206V207H159ZM192 206V207H193ZM210 206V205H209ZM262 206V207H261ZM187 207V210H186V212L183 210L184 208H186ZM190 207V208H189ZM226 207V206H225ZM231 207V208H230ZM50 208V207H49ZM64 208H67V209H64ZM235 208H236V210H237V212H236V210H235ZM34 209V208H33ZM71 209V210H70ZM243 209V208H242ZM87 210V211H86ZM163 210V211H162ZM190 211V212H193L192 213V215L190 214H188L187 213V211ZM234 210V211H233ZM260 210V209H259ZM16 211V210H15ZM50 211V210H49ZM85 211V212H84ZM182 211H184L186 214H187V217L186 216H184L185 214L184 213H182L181 214V212ZM16 212H18V211H16ZM16 212H14L15 214H19L20 215V212L19 213H16ZM51 211H50V214L52 213ZM55 212V213H54ZM66 212V213H65ZM68 212H70V213H68ZM83 212V213H82ZM166 212V213H165ZM196 212H198L197 214H196ZM59 215H58V214ZM68 213V215L70 214L71 215V218L69 219V220H67L66 218H68V217H65V215ZM83 215H82V214ZM200 213H202V214H200ZM258 214L257 215H255V217H254V215L253 214H255V213H251V216H253L254 217V219H255V221L257 220L258 222H261V223H263L264 224V222H263V220H264V213H263V217H260L261 216V213H262V211H260V213H259V211L257 212ZM166 214L168 215V216H166ZM172 214V215H171ZM175 214H176V216L178 215V219L175 217ZM163 215H165V216H163ZM250 215V214H249ZM163 216V217H162ZM170 216H172L173 218H175V219H171L172 217H170ZM183 216V217H182ZM59 217H61V218H59ZM165 217H167V219L165 218ZM208 217V218H207ZM166 219V220H164L165 222V224H167L168 225V227H166V225L164 226L163 225V223H160V225H159V221H160V219ZM168 218L170 219V220H168ZM181 219V221H180V219ZM183 218H186V219H183ZM200 218V219H199ZM206 218V219H205ZM63 219H66L67 220V223H65L66 222V220H63V221H65V222H63L62 220ZM104 219H105V221H104ZM162 219H161V221H162ZM190 219H191V221H190ZM249 219V218H248ZM57 220V221H56ZM114 220H115V222H114ZM174 220H175V222H174ZM178 220H179V223H178ZM185 221V223H183L184 221ZM188 220H189V222H188ZM205 220V221H204ZM69 221V222H68ZM84 221V220H83ZM168 221V222H167ZM171 221V222H170ZM192 221H193V223H197V224H199V225H197L196 224V226H195V224H194V227H192V229L191 230H189V226L191 225V226H193L192 224ZM195 221H197V222H195ZM201 221V222H200ZM203 221V222H202ZM249 221H250V219H249ZM24 222H25V224H26V226H27V228L30 226L31 227V229L33 228V224L31 223V222H29V221H27V220H24ZM58 222V223H57ZM180 222H181V224H180ZM188 222V223H187ZM192 223V224H190L189 225V223ZM198 222H200V223H198ZM28 223V224H27ZM72 222H70V224H71ZM187 223V224H186ZM207 223L209 224V226H206L207 225ZM211 220H210V222H206V225H202L203 227H207V229H205V230H207L206 231V234H208V232H209V230L211 229V227L212 226H210L211 224ZM250 223H252V222H250ZM163 225V227H162V225ZM174 226H172V225ZM205 224V223H204ZM62 225V226H61ZM170 225V226H169ZM177 225V226H176ZM187 225H189V226H187ZM180 226H182V227H180ZM188 228H187V227ZM190 226V227H191ZM254 226H256V225H254ZM254 226L253 225H251V228H254ZM167 229H166V228ZM170 227V228H169ZM176 227V228H175ZM178 227V228H177ZM183 227H185V229H186V231H184L183 233L182 232H179V231H182V230H184V228ZM208 227H209V229H208ZM172 228V229H171ZM182 228V229H181ZM256 228V227H255ZM254 228V229H255ZM34 230H35V228H33ZM31 230V231H34V230ZM170 229H171V231H170ZM88 231H89V229H87ZM167 230H168V232H169V234H168V232H167ZM92 231V230H91ZM99 231V232H100ZM211 231V230H210ZM35 232H37L36 233V235L37 234H39L38 233V231H36L35 230ZM65 232H63L64 233V237H66L65 236ZM162 232V233H161ZM171 232V233H170ZM91 233H93V234H91ZM178 233V234H177ZM35 234V233H34ZM87 234V235H86ZM88 234H91L92 236V238L90 237V235L88 236ZM164 234V235H163ZM183 234V235H182ZM186 234V235H187ZM205 234V235H206ZM261 234V233H260ZM41 237H40V236ZM39 235H37L38 237H40L41 239V241L43 242V243H46V244H48L49 243V241H50V239H48V237L47 238H45V234H39ZM87 236V240H85L84 238ZM161 235H162V237H161ZM179 235V237H177ZM44 236V237H43ZM50 236V235H49ZM85 236V237H84ZM136 236H137V238H136ZM140 236V237H139ZM160 236V237H159ZM166 236V237H165ZM42 237H43V239H42ZM89 237H90V239H89ZM164 237V238H163ZM175 237H177L176 239H177V241H176V239H175ZM186 237H188V236H186ZM67 238L66 239H64V240H67ZM100 238H97V239H99V241L101 242V240H100ZM157 240H156V239ZM164 240H162V239ZM206 238V237H205ZM263 238V237H262ZM47 239V242L45 241ZM179 239V240H178ZM234 239H236V238H234ZM245 240V242H246V244L243 246V245H240V244H237V242H238V239H236V241H234V244H233V252L235 253V254H238V253H240V254H242V255H246V254H248V256H249V253L248 252H250L251 251V255H253V248H255V246H256V248H255V251H257V247H259L260 248V246H264V242H263V244L261 243V244H256L255 242V244H253L252 242V240L249 238L248 239V237L247 238H244ZM261 239V238H260ZM108 240V241H107ZM109 240H111L110 242H109ZM87 241V242H86ZM162 241V242H161ZM262 241H263V239H262ZM64 242V241H63ZM105 242H108V243H105ZM261 242V241H260ZM68 243L70 244V243H72V241H70V240H68ZM73 243H74V241H73ZM104 243V244H103ZM125 243V244H124ZM127 243H128V245H127ZM259 243V242H258ZM94 244V245H93ZM96 244H99V245H96ZM164 244V245H163ZM237 244V245H236ZM49 245V244H48ZM96 245V246H95ZM100 245H101V247H102V249H100ZM105 245V246H104ZM106 245H108V247L106 246ZM123 245H126V246H123ZM163 245V246H162ZM240 247H239V246ZM159 246H161V248L159 247ZM236 246V248H234ZM104 247V248H103ZM106 247V248H105ZM160 248V250H159V248ZM177 247V248H176ZM253 247V248H252ZM161 249H162V251H161ZM177 249V250H176ZM249 250V251H247V250ZM251 249V250H250ZM263 249V250H262ZM157 250H159V251H157ZM247 252H246V251ZM259 250V249H258ZM260 250L261 251H263V253H264V247L263 248H260ZM164 251V252H163ZM240 251V252H239ZM254 251V252H255ZM39 252V251H38ZM37 252V250H36V255L37 254H39ZM158 252H160V253H158ZM176 252V253H175ZM237 252V253H236ZM161 253H163V254H161ZM167 253V254H166ZM262 253V252H261ZM260 253V260H261V258L263 257V254H261ZM106 254V255H105ZM161 254V255H160ZM176 255L177 257H175L174 255ZM110 257H109V256ZM209 255V254H208ZM207 255V256H208ZM250 255V257H252ZM174 256V257H173ZM262 256V257H261ZM71 256L69 255V258H70ZM162 257V258H161ZM211 256L209 255V261L211 260V262H209L208 261V258L207 257H205V258H207V260L206 261H208V263L207 264H223V263H225L226 264V262H224L223 260L221 261V262H219V260H217L216 258H215V260H214V258H210ZM111 258V259H110ZM264 258V257H263ZM67 260H69L68 259V257L66 258ZM65 259V260H66ZM71 259V258H70ZM163 259V260H162ZM250 259H252V258H250ZM256 259H259V258H256ZM72 260H69V261H72ZM108 260V261H109ZM218 262H217V261ZM263 260V259H262ZM177 261H178V263H177ZM202 262L204 261V259H202L201 260ZM200 260H198V263L200 262V264H203L202 262H201ZM205 261V262H206ZM254 260L252 259V262H253ZM257 261V260H256ZM259 261V260H258ZM110 262V261H109ZM184 263L183 264H192V262L191 261H189V262H186L185 263V261H183ZM204 262V264H206ZM213 262V263H212ZM223 262V263H222ZM260 262V261H259ZM65 263H67V262H65ZM195 263H197V262H195ZM194 262H193V264H195ZM197 263V264H198ZM261 264H264V261L263 262H260ZM259 263V264H260ZM180 264H182L181 262H180ZM228 264V263H227Z\"/></svg>",
  "mask_w": 264,
  "mask_h": 264
},
{
  "label": "bare ground",
  "instance_id": "2",
  "mask_svg": "<svg viewBox=\"0 0 264 264\" xmlns=\"http://www.w3.org/2000/svg\"><path fill=\"white\" fill-rule=\"evenodd\" d=\"M59 0H56L55 2L57 3ZM61 1V6L63 7V11H62V7L59 5L60 4V2H59V4L57 3V5H58V7L60 6V8H61V11H60V9L56 6V8H58L59 9V12H61V13H65V12H69L70 14H72V15H75V16H77L78 18H79V20H82V19H85V20H87V19H94L93 17L94 16H97V14H99V12L101 11L102 12V10H103V12H108V9L109 10H113L112 12H114V13H112L113 15H114V17L112 18V20L110 19V21H105L106 22V25L104 24H102V25H100V29H101V26H102V30L103 31H105L106 33H108V38L107 37H104L105 35H106V33H104L102 30V32L104 33H102L101 34V31H99V33L101 34L100 35V38H99V36H97V38H96V34L97 35H99V33H96V34H93L94 36H95V38H94V36H91V38H94L93 39V45L95 46V51L96 52H94V53H97V55L96 54H94L93 56H95L94 58H93V56L91 57H86V60L87 59H89L90 58V60H87V62L89 63L90 61V63L89 64H86V67H85V63H83V62H81L80 63V65L79 64H76V66L74 65V62L76 61L75 59H73V58H75V56L73 57V55H71V57H73L72 59H71V57H70V61L68 62V66L67 67H65V68H63L62 70H60V71H57L56 69H55V71H52V72H48L46 75H45V78L47 77V84H48V81H49V83H50V85L49 86H51V87H49V86H47L46 85V87H49V88H53V90L55 89V91H53V90H51L50 89V95H54V93H51L52 91L53 92H55V94L57 93L58 95H55V99L56 100H54L53 102H56L57 101V99H60V100H58L59 102H56V103H53V102H51V103H49L50 104V106H51V104H59V105H61V104H63V103H66V101L65 100H68L69 98V100L67 101V103L71 100V102H72V100H73V98L76 100V101H74V102H70V105H68V106H70L69 108H73L74 106H76L77 104H79V105H77V107L78 108H73V110L71 109L70 110V112L68 113V114H70L72 111H76V113H77V111H81V112H79L78 113V120H77V116L75 117V114H74V112H72V117H70L71 115H69V119L67 120L66 119V121H68V122H70V123H66V121L64 122V121H61L62 119L64 120V118H60L61 120H59V118H57V116L58 117H60V115L62 114V113H64V112H62V111H64V106H62V108H63V110H60V108L58 107V106H47V105H49V104H47V105H44V104H42V105H44V107L46 106L47 107V109H52V110H54L53 109V107L55 108V110H60V111H57L60 115H57V113H56V111H55V113H56V115H52V114H50L49 115V113H48V116H47V112H49V110L47 111V109H45L47 112L45 113V110L43 109V111L44 112H42L41 111V108L38 106V104L36 105V111L33 113V121H32V126L31 127H29L28 126V128H33L34 126H35V128H36V130H34L35 132L37 131V133L39 134V132L41 131V133H42V131H44V134L45 135H43V134H41L40 136H46V138L44 137V139H46L47 141L46 142H43V138H42V142L45 144L46 143V145H47V143H48V145H47V147H49V149L47 148V147H44V145L42 144V142L40 141V140H37V144H38V141H39V143L40 144H42V145H40V144H36L35 142L33 143V141H34V139L36 138V135L37 136H39L37 133H32V131L31 130H29V131H31L30 132V134L27 136L25 133H24V138L25 137H27V138H25V140L27 139V140H31V142L33 143L32 145H31V142H28L27 140H26V142H27V144H29V146H30V148L31 149H34L31 153H32V155L35 153V155H33V158H34V156L36 157V162L34 163V164H37L38 165V168L37 169H39L40 171H36V172H38V173H40V175L37 173V175H39V177H41V180L43 181H41L40 179V183H45L46 181H47V177H49V175H47V173L46 172H48L47 171V169H50L49 171L51 172L50 173V175L52 176V178L54 179L55 178V176L58 174H56V170H57V168L58 167H60V165L64 162H62V160H66V159H69L68 161H71L72 159H74L75 160V158H77L76 156H75V158H74V156H73V154H74V151L73 152H70V151H68L67 149H70V148H68V146L66 145V143L63 145L62 143L63 142H66V141H70V144H72L74 141L76 142V145H77V143L79 142V141H76L75 140V137L74 136H71V138H70V140L68 139L70 136L69 135H71L68 131H66V129L68 130L69 129V127H71V128H81V126H83L84 128L85 127H87L88 125L90 126H88L85 130H83V128L82 129H79V132L80 131H83V132H87V131H89L90 133H88V135L90 136L89 138H91V139H93L92 141L94 142V143H92V141H87L86 142V139H85V141H84V143H83V146H80V151H81V153L83 154V153H88V154H91V147H94V146H96L95 148H98V150H100V153L98 154V157H97V163H101V162H104L103 161V159H104V156L103 155H105V154H107L104 150H103V148H101V141H100V144H98V145H93V144H96V141H99L100 139H99V137H100V135L99 134H101L100 133V129H98V135H96L97 134V132H95L94 133V131H97V130H94L95 128L97 129V124H99V122H101L100 123V127H101V124H102V122L104 121V116H106L107 117V114H106V107L108 106V104H109V100L108 99H104L103 100V102H102V104L100 105V104H98V103H100L98 100H101V92L98 90V89H103V88H105L104 86H102V84L103 83H105V85H107L106 86V88H107V92L105 91V89H104V92H106V93H108V95H110V94H112L111 96H113L111 99L113 100V103H114V106H115V110L112 112V115L111 116H108L107 118V121L109 120V117H113V115H114V112H115V118L117 119V120H115L114 118H111V121H113L112 119H114L115 120V125L117 124V126H118V124L121 126V127H117L116 129H121L123 126H124V124H125V121H130V118L131 117H133L134 118V116H137L136 114L137 113H139V112H142L143 111V109L144 108H146L147 107V109L149 110L150 109V107H153V108H155L156 106H158V107H163V106H165V107H167V106H170V105H166V103L168 102V100H169V102L167 103V104H170V102L171 103H175L176 104V102H175V98L177 97V102H179V100L181 99H178L179 97H182V96H179V95H177L178 93L176 92V91H178V89L180 90L181 88L180 87H182V86H190L191 87V89H189V92H187L186 91V94L185 95H187L188 96V98H190V100L189 101H186V103L188 102L189 104H191L190 106H188L187 104H185L184 102H185V98H186V100L188 99L187 97H185V95H184V93L182 92L181 93V91H180V95H182L183 94V96L185 97V98H183L182 100H181V104L183 105V106H181L180 104H178V105H180V107H184L185 105H187L188 107H189V111L191 112L192 111V113L190 114V116H188L187 114H184L183 112L185 111V110H188V109H185L183 112H181L180 110L182 109H177L178 111H180V112H178V113H176V114H173V115H171V114H169V115H171V117L170 116H168L167 115V113H166V115H167V117H168V120H170V127H171V129H173V131H171L170 129L168 130L167 129V126L165 127V129H163L164 128V126L163 125H161V123L163 124V122H164V124H165V121H163V120H165V119H163V117H166V116H162V119L163 120H161V118H159V117H161L160 115H159V113L161 114V113H163V111H165V109L164 110H162V111H160L162 108H157L156 110H153V111H155L156 112V114H157V112H158V114H157V116L156 115H153V113L155 114V112H153L152 111V109L151 110H149V112H150V114H149V112L148 111H146L145 109H144V113L142 114V113H140L144 118H142L141 117V121L143 122H141V124H140V126L142 127L143 126V129H144V125L146 126V125H149V126H151V124L149 123V124H147L148 123V118H150L149 119V121L152 123V121H153V119L152 118H154L155 120H154V122L156 123V124H158V125H161V127H162V129L161 130H167L168 132L169 131H171V132H173V138L172 137H170L169 139L170 140H168L167 141V139L168 138H166V137H163V133H166L167 131H165V132H159L160 130H159V128H161V127H158V125H156L154 122L152 123L155 127H156V129L154 128H152V130H153V132H155L156 133V131L158 132V133H156L157 135L159 134V136L160 135H162L161 137H160V139L162 138L163 139V141H164V144L166 145V143L168 144L167 145V149H166V151H167V153L165 154V155H167V157H168V155H170V157H169V159L171 160L172 159V157H173V155H174V158H173V160L171 161L172 162V164H174V165H178L179 164V153H178V151H183V150H181L182 148V145L184 144L183 142H182V144H181V142L179 143V141H183L181 138H180V132L181 131H188L189 133H191V135L190 134H188V135H190V136H193L194 135V132L193 131H191V129H189V126H192V123L195 125V127L197 128V127H199V129H200V131H203V130H205L204 132L205 133H212L213 132V134L215 133V131H220V130H222V129H224L223 127H222V129H221V126H220V122L218 121V119H217V117H216V115L215 114H213L212 116H214V117H211V119L209 118V113H214L213 112V110H211L212 108H210V107H213V105H211L212 103H211V100H215L216 98V100H218L219 99V102H221L220 100H222L223 99V96L224 97H226L225 96V94H227L225 91H223L224 89H225V86L227 85V83H229L228 81H229V79H228V81L226 80L227 78H225V76L224 75H227L226 74V71H225V74H224V70L227 68L226 66L228 65V67L229 68H235V67H232L231 66V64H233L234 65V63H233V61H234V59L231 61V60H228L226 57H225V59H226V61H224L222 58V60H218V59H220V57H221V55L220 56H218V57H216V56H214L215 54L214 53H211L210 51H208L207 49L205 50L204 49V46H205V43H210V42H212L211 40H208V41H210V42H208L207 41V39H210L211 38V34H206L207 36H205V34L204 33H207V31H205L206 30V25H208L209 24V21H208V19L210 18L208 15V13L211 11V12H214V11H217L216 9H217V6H219V8H221L220 6H224L223 4H226L225 5V7L226 6H228V8H230V9H232V10H234V11H236V9H237V11H238V8L240 9V12H243V14H241L240 12H234V11H232V12H234V15H235V17L237 16L238 17V19L237 18H235V20L234 21H232L233 19H234V15L232 14V12H230L229 11V9L226 11V13L228 12V13H231V15L233 16V18L232 19H230V17L231 16H229V20L228 21H230L229 23H231V22H233V23H231V24H233V27L235 26H237V25H241V17L243 16V21L246 19V18H244V17H247V15H248V13H245L244 11H246V10H244V11H241V8L240 7H242L245 3H249V2H251V0H218V1H220V2H217V1H215L214 2V0L211 2L212 3V5H210V4H206V5H204V4H201V6H199V7H197L196 9H192L191 10V8H189L187 5H185V4H183V2H178V3H171L169 0H159L158 2H159V9H158V12H157V15L159 14V12L160 11H162V13H163V15H164V18H165V20H164V24L163 25H160L159 27H157V28H155V29H151V26L149 25V22L151 21V19H152V16L150 15V12H151V6H149L147 3H145V1L144 0H137V4H136V6L132 9V11L131 12H129L128 11V5H127V1L126 0H60ZM231 1H233V2H231ZM244 2V3H242V4H240V5H238L239 4V2ZM55 2H54V4H55ZM224 2V3H223ZM219 3H223L222 5L221 4H219ZM218 4V5H217ZM236 4V5H235ZM248 5V4H247ZM245 6V5H244ZM247 7V6H246ZM227 8V7H226ZM245 8V7H244ZM243 7H242V9H244ZM250 8H252L251 7V5H250ZM250 8H248V9H250ZM92 9V13H91V10ZM225 9V8H224ZM94 10V11H93ZM98 10H99V12H98ZM219 10V9H218ZM252 10V9H251ZM89 11V12H88ZM222 12H223V10H221ZM225 11V10H224ZM93 12H94V14L97 12V14H95V15H88L87 13H90V14H93ZM110 12V11H109ZM247 12V11H246ZM216 13V12H215ZM217 13H219V11L217 12ZM215 14V18H216V16L218 17V15L219 14ZM221 13V12H220ZM225 13V12H224ZM225 13V14H226ZM235 13H240V14H235ZM246 15H245V14ZM249 13H250V11H249ZM214 14V13H213ZM251 14V13H250ZM254 14H256L255 12H254ZM258 14V16H259V13H257ZM256 14V15H257ZM63 15V14H62ZM245 15V16H244ZM87 16H89V17H91V18H87ZM208 16V17H207ZM214 16V15H213ZM223 16V15H222ZM222 16H219V17H222ZM226 16V15H225ZM225 16H224V19H225ZM228 16V15H227ZM258 16H256V18L258 17ZM260 16H264V14L263 15H261L260 14ZM64 17H65V15H64ZM115 17H117L116 19H114ZM251 17V16H250ZM69 18V17H68ZM212 18V17H211ZM263 17H259L258 18V21H257V23L259 22L260 24L261 23H263V20H264V18L262 19ZM218 19V18H217ZM221 19H223V17L221 18ZM228 19V18H227ZM253 19H255L254 17H253ZM210 20V19H209ZM239 21V20H241L240 22H238L239 24H237L236 23V25H235V23L234 22H237V21ZM247 20V19H246ZM245 20V21H246ZM249 20V19H248ZM216 21V20H215ZM219 21H220V19H218V23L217 24H219ZM223 21V20H222ZM226 21V20H225ZM255 21V20H254ZM74 22V21H73ZM76 22L77 23H79L78 22V19L76 20ZM99 22V21H98ZM248 22V21H247ZM216 23V22H215ZM220 23H221V21H220ZM229 23H227V24H229ZM244 24H242V25H246L245 24V22H243ZM251 23V22H250ZM100 24H101V22H100ZM216 24V25H217ZM264 24V23H263ZM78 26H80L79 24H77ZM241 25V26H242ZM248 25H250V24H248ZM252 25L254 26V24L252 23ZM256 25V24H255ZM209 26V25H208ZM231 26V25H230ZM81 27H82V25H81ZM210 27V26H209ZM216 27V26H215ZM221 26L220 25H218V27H217V29H219ZM239 27V26H238ZM236 28V30H235V32H237L236 33V35H239V32H240V29L239 28ZM246 27L247 28H249V29H247V31H246ZM246 27H243L244 28V30L243 31H246V32H248L249 34L251 33L252 35H253V32L250 30L251 28H253V27H248V26H246ZM259 27V26H258ZM261 27V26H260ZM259 27V28H260ZM214 28V27H213ZM212 28V29H213ZM221 28H223V26L221 27ZM221 28H220V30H218V31H222L223 33H224V31H223V29L221 30ZM232 28V27H231ZM242 28V29H243ZM259 28H258V31H259ZM99 29V30H100ZM208 29V32H210L212 29L211 28H207ZM211 29V30H210ZM214 29H216V28H214ZM232 29H235V28H232ZM255 29H257V26H256V28L254 27V29L253 30H255ZM262 29V28H261ZM264 29V28H263ZM263 29L261 30V31H263ZM82 30V29H81ZM225 30V29H224ZM205 31V32H204ZM218 31H216V33L218 32ZM234 30H232L231 32H233ZM255 31H257V30H255ZM255 31H254V33H255ZM83 32V31H82ZM90 32V31H89ZM214 32H215V30H214ZM213 31L212 32H210V33H214ZM221 32V33H222ZM227 32V31H226ZM225 32V33H226ZM94 33V32H93ZM223 33H222V36H223ZM90 34H92L91 32L89 33V35ZM113 34H118V36H120V37H118V38H121V39H123V41L120 39V42H123L124 43V47L122 48V46H121V44H120V46H118V48H110V45H109V40L107 41L105 38H107V39H110V37H109V35L110 36H112ZM219 34V33H218ZM228 34V33H227ZM230 34V33H229ZM228 34V35H229ZM241 34V33H240ZM245 34V33H244ZM251 34H250V36H251ZM257 34H260V33H257ZM256 34V35H257ZM263 34V33H262ZM217 35V34H216ZM226 35V34H225ZM236 35H235V37H234V34L233 33H231V36L230 37H228V38H234L235 39V41H236V39H238L240 36H242V35H240V36H237L236 37ZM246 35V34H245ZM261 35V34H260ZM264 35V34H263ZM84 36H86V35H84ZM210 36V37H209ZM255 36V35H254ZM258 36V35H257ZM257 36L254 38L253 36V38H252V40H253V43L254 42H256V38H257ZM102 37L105 39H102ZM203 37H204V39H206V42H205V40L203 39ZM207 37H209V38H207ZM214 37H215V35H214ZM213 37V38H214ZM226 37V36H225ZM243 37V36H242ZM241 37V38H242ZM89 38V37H88ZM241 38H239V39H241ZM246 39H250L251 37H249V36H247V37H245ZM244 38V41L246 40ZM261 38L263 39L264 37H262L261 36ZM262 39H261V43H263V41H262ZM89 40V39H88ZM87 40V41H88ZM230 40V39H229ZM248 40H246V41H248ZM255 40V41H254ZM260 39H258V42H260L259 41ZM105 41H107V42H105ZM231 41L232 42H234L232 39H231ZM237 41H239V40H237ZM242 41V40H241ZM240 41V42H241ZM250 41V40H249ZM231 42V44L232 45H235L234 47L236 48V45H237V47H238V42H235V43H238V44H233ZM90 43V42H89ZM249 43V42H248ZM249 44H251V43H249ZM259 44V43H258ZM231 45V46H232ZM248 44H246V49L244 50V52L245 53H247V54H242L241 52H239L238 50H241V49H236L239 53H241L242 55H241V59H239V60H241L242 61V59H245V62L242 64V63H240V61H239V66H240V64L241 65H243L245 68H246V70L247 71H245V68L244 69H242V70H240V71H238V73L237 74H239V72H247L246 74H250V76H252L253 78H254V75H256V74H258L257 76L258 77H264V74L262 73V71H260L261 70V68H259L258 66H257V62H259V61H261V60H257V62H255V60H256V58L258 57V58H260L259 57V55L260 54H257L256 53V55H258L256 58H255V54L253 53V52H256V51H254V45H249V46H247ZM210 46V45H209ZM240 46V45H239ZM262 47V55H264L263 54V52H264V50H263V46L264 45H261V44H259V47ZM205 47H208L207 45L205 46ZM233 47V46H232ZM241 47V46H240ZM244 47V46H243ZM255 47H256V45H255ZM259 47H258V50L257 51H260L261 50V47H260V49H259ZM254 48V49H253ZM229 49H231V48H229ZM257 49V48H256ZM94 50V49H93ZM212 50V49H211ZM86 51V50H85ZM213 51V50H212ZM230 51V50H229ZM232 51V50H231ZM231 51H230V53H231ZM235 51V50H234ZM234 51H232L233 53H234V55H236L237 57H239ZM214 52V51H213ZM261 52V51H260ZM260 52H258V53H260ZM217 53V52H216ZM228 54V56H230L231 54ZM91 54H92V52H91ZM90 54V52H89V54H88V52H87V56H89V55H91ZM84 55V54H83ZM226 56H227V53L225 54ZM240 55V54H239ZM84 56H86V55H84ZM216 58H214V57ZM234 57V56H233ZM237 57H234V58H237ZM263 57V56H262ZM262 57H261V59H262ZM230 58H231V56H230ZM254 58H255V60H254ZM257 58V59H258ZM67 59V58H66ZM77 59V58H76ZM83 59V58H82ZM199 59V60H198ZM263 59H264V57H263ZM86 60H85V62H86ZM195 60H197V63L195 62ZM84 61V60H83ZM96 61H98V62H96ZM195 62L196 64H194V66H191L192 65V63L191 62ZM199 61V62H198ZM222 61V62H221ZM236 61V60H235ZM234 61V62H235ZM264 60H262V62H263ZM66 62H67V60H66ZM79 62V61H78ZM77 62V63H78ZM86 62V63H87ZM215 62H219V64H223L224 66H221V65H219V64H217V63H215ZM261 62V63H262ZM1 63V62H0ZM62 63V62H61ZM91 63H95L96 65H100L101 67H102V69H100L101 67L100 66H96L95 64V66H96V68L98 67V69H95V71L96 72H98L97 74H95V75H97V77L95 76V75H93L94 73L93 72H95L94 71V66L92 67L91 65H93V64H91ZM227 63V65H225ZM66 64V63H65ZM236 64L237 63H235V66H236ZM81 67H79V66ZM87 65H90V66H87ZM114 65H118L116 68L115 67H113ZM261 65V64H260ZM259 65V66H260ZM0 66H1V64H0ZM64 66V65H63ZM242 66V67H243ZM263 66H264V63H263ZM54 67V66H53ZM91 67V68H90ZM100 67V68H99ZM241 67V66H240ZM62 67H60V69H61ZM89 68V69H88ZM218 68V70H216ZM228 68V69H229ZM264 68V67H263ZM51 69V68H50ZM91 69H93V70H91ZM260 69V70H259ZM59 70V69H58ZM87 70H88V72H87ZM89 70H91V71H89ZM99 70V71H98ZM78 71V72H77ZM231 71V70H230ZM236 71V70H235ZM234 70H232V72H233V75H235L234 74V72H235ZM91 73V75H90V73ZM249 72V73H248ZM264 72V71H263ZM46 73V72H45ZM88 73V74H87ZM215 73L217 74V75H215ZM262 73V74H261ZM86 76H85V75ZM224 74V75H223ZM242 74V73H241ZM42 75V74H41ZM90 77V78H88V76ZM95 76V77H93V76ZM231 75V74H230ZM232 75V76H233ZM240 75V74H239ZM239 75H236V76H239ZM244 75H245V73H244ZM259 75H261V76H259ZM156 76V77H155ZM159 76V77H158ZM82 77H84L83 78V81H85V82H82L80 79H82ZM86 77V78H85ZM153 77H154V79H158L157 81V83L155 82H151V80H153ZM158 77V78H157ZM227 77H229V76H227ZM240 77V76H239ZM238 77V78H239ZM242 77V76H241ZM249 76L247 75V78H248ZM244 78H245V76H244ZM247 78H245V79H247ZM85 79V80H84ZM95 79V80H94ZM215 79H218V82H216V80ZM222 79V80H221ZM240 79V78H239ZM243 79V78H242ZM256 79H258V78H256ZM81 81V83H85V84H87V85H85V88L88 86V83H89V86L85 89L84 88V85L83 84H81V85H83V88L85 89H83L82 88V86L81 85H77V83H80V81ZM87 80L89 81L88 83H87ZM249 80H251V77H249ZM248 79L246 80V81H249ZM262 80V79H261ZM46 81V80H45ZM77 81H79V82H77ZM91 81V82H90ZM226 81H227V83H226ZM107 82L109 83V84H107ZM112 82V83H111ZM152 84H151V83ZM40 83V82H39ZM42 83L44 84H46V82H41V85H42ZM91 83H93L92 85H91ZM218 83V84H217ZM36 84V83H35ZM38 84V83H37ZM44 84V85H45ZM95 84V86H93ZM40 84H38V91H39V89L41 88V90H42V88H43V86L42 87H40L39 88V86H41ZM74 85H76L77 87H76V89L78 88V90H75V86ZM90 85L91 86H93V87H95V89L93 88L92 89V87H90ZM97 85V86H96ZM110 85H111V87H110ZM166 86V87H168L169 89L171 88V86L170 85H172V87L174 86L176 89V96H175V98L173 99V95H171L174 91L172 90V91H170L169 90V92H171L169 95H171V97H169L170 99H168V88L166 89V90H164L163 88H162V86ZM5 86V85H4ZM74 86V87H73ZM131 86L133 87L134 86V88L135 89H139L138 91L137 90H133L132 91V89H134V88H132L131 89ZM163 86V87H164ZM185 86V87H186ZM205 86H207V87H209L211 90V92L215 89V86L217 87V88H221V91L220 90H218V89H216L215 91H217V92H214V95H215V97L213 96V94L211 93V94H207L208 92H206V91H204L203 90V92L201 93H196V91L197 90H200L199 89V87H202L201 88V90L205 87ZM219 86V87H218ZM45 87V86H44ZM89 87L91 88V90L89 89ZM100 87H102V88H100ZM195 88L194 90L192 89V88ZM198 87V89L196 90V88ZM206 87V89H208ZM80 88V89H79ZM82 88V89H81ZM109 88H111L110 90H112L111 92L112 93H110V92H108L109 91ZM184 88V87H183ZM182 88V89H183ZM187 88V87H186ZM184 89V92H185V90H187V89ZM226 88H228V85H227V87ZM44 89V88H43ZM46 89H48V88H46ZM46 89H44V90H46ZM65 91H63V90ZM72 89H74V90H72ZM88 89V90H87ZM127 89V90H126ZM129 89H130V94H129ZM213 89V90H212ZM41 90L38 92V91H36V92H38V93H40L41 92ZM49 90V89H48ZM47 90V91H48ZM57 90V91H56ZM61 91L62 90V94L64 95H62L59 91ZM125 90V91H124ZM162 91V92H164V94L160 91V94L162 93L163 94V96H164V101L166 102V103H164V101L163 102H161L162 103V106H160V104H158L159 103V100L160 99H162L163 98V96L161 97L160 95V98L157 100L158 101V103H154V97H155V99H157L156 98V94L154 95V93L155 92H157V91ZM228 90V89H227ZM226 90V91H227ZM123 91L124 92H127L126 94H129V95H131V93L132 92H138V95L140 94V97L138 98L137 96L138 95H136V97L137 98H134L133 100H135V99H138L139 101H135L136 103H134V104H136V106H137V109H138V111L137 110H134L135 112H136V114L134 113L133 115H132V113L134 112H132V111H130V110H132V108H130V106H131V104H129L128 103V105H130L129 107H128V105L127 106H125L126 105V103H124L125 101H124V94L125 93H123ZM132 91V92H131ZM139 91H140V93H139ZM165 91H166V93H165ZM183 91V90H182ZM208 91H209V89H208ZM43 92V91H42ZM59 92V93H58ZM90 92H92V93H90ZM134 92V94H137V92L135 93ZM152 92H154V93H152ZM65 93H67V95L65 94ZM105 93V94H106ZM159 93V92H158ZM190 93V94H189ZM61 94V95H60ZM150 94H152V95H150ZM167 94V95H166ZM189 94V95H188ZM201 96H200V95ZM41 95H43V94H41ZM60 95V96H59ZM129 95H127V97H129ZM192 96V97H189V96ZM198 95V96H197ZM39 96V95H38ZM37 96V97H38ZM49 96V95H48ZM56 96H57V98H56ZM62 96V97H61ZM141 96H143V97H141ZM165 96H166V98L168 99H165ZM179 96V97H178ZM212 96H213V99H212ZM110 97V96H109ZM126 97V96H125ZM134 97V95H131L130 96V98H128L129 99V101H130V99H132ZM158 97V96H157ZM12 98V97H11ZM51 98V97H50ZM62 98H63V100H62ZM72 98V99H71ZM152 100H151V99ZM173 99V101H172V99ZM227 98V97H226ZM43 99V98H42ZM12 100V99H11ZM36 100H38L37 102H39V97H38V99H36ZM43 100H45V99H43ZM53 100V99H52ZM63 101L62 103H60V101ZM112 100H111V102H112ZM125 100H127V98H125ZM141 100V101H140ZM163 100V99H162ZM161 100V101H162ZM183 100H184V102H183ZM213 101V102H218V101ZM42 101V100H41ZM51 101V100H50ZM98 103H97V102ZM48 102V101H47ZM76 102H78V103H76ZM115 102H117V104H115ZM126 102H128V101H126ZM15 103V102H14ZM44 103V102H43ZM67 103H66V106H67ZM74 103H76L74 106H73V104ZM140 103H143V104H140ZM185 105H184V104ZM152 104H158V105H155V107L152 105ZM200 104L202 105V106H200ZM11 105V104H10ZM12 105H13V102H12ZM15 105V104H14ZM13 105V107L11 106V109L12 108H14L15 106ZM40 105H41V103H40ZM64 105V104H63ZM100 105V106H99ZM117 105V106H116ZM149 105V106H148ZM211 105V106H210ZM215 105V104H214ZM217 105V104H216ZM249 105H251V104H249ZM253 105V104H252ZM7 106H9V105H7ZM66 106H65V108H66ZM68 106H67V109H68ZM172 107H173V105H171ZM176 106H177V104H176ZM262 105H260L259 106V108L257 107V106H255V108L254 109H259V110H257V111H260L261 110V107ZM264 106V105H263ZM262 106V107H263ZM165 107H163V108H165ZM186 107V106H185ZM184 107V108H185ZM188 107H186V108H188ZM254 107V106H253ZM59 108V109H58ZM61 108V109H62ZM174 108V107H173ZM177 108H179L178 106H177ZM50 109V110H51ZM75 109V110H74ZM78 109V110H77ZM96 109V110H95ZM169 109V108H168ZM207 109H209L207 112H206V110ZM249 109H250V107H249ZM251 109H253V108H251ZM253 109V115L255 116H257L258 114L260 115V114H262V113H264L263 111H264V108H262V113H256L255 112V110ZM15 110V109H14ZM172 110H174V109H172ZM183 110V109H182ZM5 111V110H4ZM97 111H98V113L100 114V117L98 116H96V115H94V114H98L97 113ZM130 111V112H129ZM146 111V112H145ZM152 111V112H151ZM160 111V112H159ZM61 112V113H60ZM90 112V115H91V112H92V114H93V116L95 117V118H97L98 120L97 121H99V122H97V121H95V120H93V118H92V116H89V117H87ZM95 112V113H94ZM148 112V113H147ZM254 112H255V114H254ZM14 112H13V110H9V115H11V114H13ZM53 113V112H52ZM116 113L118 114V115H120V116H118V115H116ZM129 113H131V115H129ZM151 113H152V115L153 116H150L151 115ZM170 113V112H169ZM172 113V112H171ZM175 113V112H174ZM185 113H186V111H185ZM250 113H251V111L248 113L249 114V116L248 117H250L251 118V115H250ZM3 114V113H2ZM79 114H80V116H82L83 115V119L79 116ZM87 114V115H86ZM146 114H148V116L146 115ZM183 114V116L181 117V115ZM5 115V114H4ZM8 115V116H9ZM51 115L52 116H54V117H51ZM74 115V116H73ZM159 115V116H158ZM162 115V114H161ZM163 115H165V113H163ZM178 115L181 117V118H179L178 117ZM191 115H193V116H191ZM242 115V114H241ZM245 115V116H246ZM252 115V116H253ZM258 115V116H259ZM2 116V115H1ZM14 116V115H13ZM31 116V115H30ZM29 116V117H30ZM50 116V117H49ZM116 116H118V117H116ZM145 116H146V118H145ZM150 116V117H149ZM154 116H156V117H158V118H156V117H154ZM211 116V115H210ZM247 116H246V118H244V121H245V119L247 120L246 122H243V123H239V124H241L242 126L243 125H247L248 124V127H247V132L245 133V131H246V127L244 126L243 128H242V130H243V132L245 133V136H246V140L247 141H249V143L251 144L252 143V145L254 146H252V145H247L249 148H250V150H249V148H248V150L251 152V149H253L254 151H256V150H258V149H260V147L262 148L263 146H260L261 145V142H262V140H261V138H264V136H263V130H264V122H263V125H262V123H260L259 121H264V119L262 120V118H264V114H262V118H260L261 120H259V121H257V120H253L252 118H254V116L250 119V118H248L247 119ZM170 117V118H169ZM5 118H6V116H5ZM14 118V117H13ZM12 118V119H13ZM73 118H76V121H75V119H74V123L72 124L71 122L73 121ZM79 118H80V120L82 119V121H80L79 120ZM121 118V119H120ZM132 118V119H133ZM135 118H137V117H135ZM134 118V119H135ZM239 118V117H238ZM241 118V117H240ZM243 118V117H242ZM30 119H31V117H30ZM119 119V120H118ZM133 119V120H134ZM144 119V120H143ZM147 120V122H146V120ZM160 119V121H163V122H159V121H157V120H159ZM254 119H256V118H254ZM257 119H259L258 117H257ZM15 120V119H14ZM17 121H18V119H16ZM32 120V119H31ZM103 120V121H102ZM120 120H123V121H121V123H119L120 122ZM133 120H132V122H133ZM136 120L137 119H135V125H136ZM166 120H167V118H166ZM239 120H241L242 121V119H239ZM8 121V120H7ZM20 121V120H19ZM15 122V123H20V125L22 124L21 122ZM29 121V120H28ZM59 121H61V122H63V126L66 128V126L68 127V128H66L65 129V131H64V133H63V136H65L66 138H67V140H65V137H63L62 136V138H64L63 139V142L61 143V142H59L58 143V145H56V148H52V147H55V146H53V145H51V144H49L50 143V141H52V143H53V141L57 138V136H59L63 131L62 130H64V127H62V125L61 124H59V123H56V122H59ZM78 121V122H77ZM118 123H117V122ZM4 122V121H3ZM14 122V121H13ZM12 122V123H13ZM78 123V126L76 127L74 124L75 123ZM97 122V123H96ZM131 122V121H130ZM131 122V123H132ZM158 122V123H157ZM168 122V121H167ZM166 122V123H167ZM256 122L258 123L257 125H256ZM9 123V122H8ZM15 123H13L14 125H15ZM29 123H30V121L27 123V121H26V124H28L29 125ZM67 125H66V124ZM81 123H82V125H81ZM122 123H124V124H122ZM129 123V122H128ZM134 123H132V124H134ZM160 123V124H159ZM236 123H237V120H236ZM245 123H247V124H245ZM259 123H260V125H259ZM3 123H1V125H2ZM70 124H71V126H70ZM88 124V125H87ZM94 124H96V125H94ZM122 124V125H121ZM130 124V123H129ZM144 124V125H143ZM181 125V127L179 126V125ZM239 124H237V127H235V128H237L238 129V126H239ZM30 125H31V123H30ZM72 125H74V127H72ZM134 125V126H135ZM152 125V126H153ZM169 125V124H168ZM256 125V126H255ZM261 125L263 126V129H261ZM4 126V125H3ZM16 126V125H15ZM14 126V127H15ZM27 126V125H26ZM60 126H61V128H60ZM91 126H95V128L93 129V133L91 134V132L92 131H90L91 129L90 128H92ZM98 126V127H99ZM127 126V125H126ZM137 126V128H134L133 127V125H132V127L134 128V131H136L135 129H137L138 131L140 130L139 129V127H138V125H136ZM151 126V127H152ZM153 126V127H154ZM179 126V127H178ZM1 127V126H0ZM19 126L17 125V128H18ZM99 127V128H100ZM131 127V125H128L127 127H125V128H130ZM132 127H131V129H129L128 130V132L130 131V130H133L132 129ZM140 127V128H141ZM151 127L149 128V127H145V131H147L146 129H151ZM256 127H258V129H259V127H260V130H258V131H256L257 129H256ZM16 127H15V130L17 129ZM58 128H59V130H58ZM89 128V129H88ZM115 128V127H114ZM125 128H123L124 129V132L125 131H127V130H125ZM158 128V129H157ZM169 128V127H168ZM239 128H241V127H239ZM244 128H245V131H244ZM122 129V130H123ZM142 128H141V133H142V130H143ZM195 129V128H194ZM233 129V128H232ZM236 129V130H237ZM1 131H2V129H0ZM4 130V129H3ZM87 130V131H86ZM122 130L120 131H118V132H122ZM143 130V131H144ZM151 130V131H152ZM154 130H156V131H154ZM231 130V129H230ZM0 131V132H1ZM33 131V132H34ZM62 131V132H61ZM78 130H76L75 129V131L73 130V134H75L76 135V133H77V135L79 136V134H78V132H77ZM144 131V132H145ZM191 131V132H190ZM239 131H241V129L239 130L238 129V131L237 132H239ZM75 132V133H74ZM81 133L80 132V136H83L84 137V135L85 134H87V133ZM131 132V131H130ZM140 132V131H139ZM167 132V133H168ZM171 132H169V134L171 133ZM236 132V133H237ZM242 132V131H241ZM241 132H239V133H241ZM259 132H261V134H259L258 135V133ZM11 133H14V131L13 132H11ZM10 133V135H12ZM16 133V132H15ZM13 134L12 136H13V139H14V141H16V142H13V143H18L17 141H19V136L17 137V136H15L16 134ZM27 133H28V131H27ZM67 133V134H66ZM133 133V132H132ZM134 133H136V132H134ZM155 133H152L153 134V136L155 135ZM197 133V132H196ZM218 133V132H217ZM229 133V131L227 132V134ZM230 133H231V131H230ZM234 133H235V130H234ZM235 133V134H236ZM239 133H237L236 135H238ZM244 133H242V134H244ZM31 134H33L32 136H31ZM36 134V135H35ZM69 134V135H68ZM91 134V135H90ZM95 134V135H94ZM118 134H120V133H118ZM125 134H127V133H125ZM129 134V133H128ZM172 134V133H171ZM197 134H200L199 132L197 133ZM213 134H211V135H213ZM223 134V133H222ZM227 134H225L226 136H227ZM242 134L241 135H239L238 137H239V139H238V137H236V136H234L233 137V133H231V135L232 136H230V138H227L226 136H222L221 134H219V135H221V137H223V138H227L228 140H225L226 142L228 141V143L226 144V145H224L225 143L223 142V141H221L222 139L220 138V141H221V143L223 142V144H221L220 143V141H219V143L220 144H217L216 145V143H218L216 140H215V143L213 144L212 142H213V138L212 137H214V135L212 136V137H209L208 139H209V143H210V139H212V141H211V143L213 144H211L210 143V145H207V148H209L208 149V151L210 152V150H213V153H212V151L210 152L211 154V156L209 155V153L206 151V149H205V151H206V153H208V156H210V158H207L208 156L207 155H205L204 154V160L203 161H205L206 159H211V160H209L210 162H211V167L210 168H207V166H204L203 164H201L200 165V168H199V170H198V168L196 167V169L200 172V174L202 175V176H205L204 177V180H205V178H215V176H217L216 178L218 179V177H220V180L222 179V178H224V177H226L225 176V174L227 175V174H231V175H237L238 174V172L237 171H235L234 169H235V167H237L238 165V163H236L235 164V167L233 166V161L234 162H236L239 158V156H240V158H241V156H242V159L241 160H243V154L241 153V152H243V149L244 148H246L245 149V152H243L244 154H245V156L247 155V156H249L250 157V155H248L247 154V152H249V151H247L246 152V150H247V146H246V144H245V146H243L242 147V151L240 150V155H237V151H239V150H235V149H232V146H233V143L232 142H237L238 140H241L240 139V136L242 137V138H244L243 140L245 141V137H244V135L242 136ZM88 135H85L86 137L88 136ZM122 135H123V133H122ZM121 135V136H122ZM136 135L138 136L139 135V137H141V139H142V135L140 136V133H136ZM143 135H145L144 133H143ZM211 135H209V136H211ZM224 135V134H223ZM230 134H228V136H229ZM14 136L16 137V138H14ZM34 136H35V138H34ZM53 136H55V138L53 137ZM120 136V135H119ZM137 136L135 137V138H137ZM151 136V135H150ZM164 136H166L165 134H164ZM170 135H168L167 137H169ZM34 139H33V138ZM52 137V138H51ZM72 137H74V140L72 139ZM85 137V138H86ZM144 137H146V135L144 136ZM143 137V138H144ZM148 137V136H147ZM156 137H158V136H156ZM156 137H154L155 139H157ZM234 138L233 139V141H229V139H231V138ZM235 137L237 138V139H235ZM9 138V137H8ZM12 138V137H11ZM18 138V139H17ZM21 138V137H20ZM88 138V139H89ZM120 138V137H119ZM154 138H152V139H154ZM218 138H219V136H218ZM218 138H216V136H215V139H218ZM4 139V138H3ZM10 139V138H9ZM17 139V140H16ZM37 139H39L38 137H37ZM54 139V140H53ZM72 139V140H71ZM80 139V138H79ZM81 139H84V138H82L81 137ZM87 139V140H88ZM151 139V140H152ZM159 139V138H158ZM160 139H159V141H160ZM12 140V139H11ZM144 140H145V138H144ZM143 140V141H144ZM147 140V139H146ZM148 140H150V138H148ZM148 140H147V142H148ZM150 140V141H151ZM207 140V139H206ZM205 139L203 140V142L204 143H206L205 141H206ZM219 140V139H218ZM243 140H241L240 141V143L243 141ZM45 141V140H44ZM60 141H62L61 139H60ZM71 141H72V143H71ZM137 141V140H136ZM136 141H134V142H136ZM157 141V140H156ZM165 141H166V143H165ZM201 141V140H200ZM242 142L241 143V145H244V143L245 142ZM264 141V140H263ZM12 142V141H11ZM75 142L73 143V144H75ZM85 142L86 143H88L89 142V144H90V142H91V144L90 145H92L91 147L90 146H88L89 144H85ZM154 142V141H153ZM162 142V141H161ZM195 142H198V141H196V140H190L188 143H189V149H190V151H189V155H191V159H190V156H189V160L188 159H185V160H188V162H186V161H184V163L185 164H188V165H190L191 164V167H193V168H195L194 167V165L196 164V162H197V164L198 163H202L201 162V159L202 158H200V161H199V159L196 161V159H193L194 158V154H196L195 153V151H197L196 149V146L197 145H195ZM231 142V143H230ZM7 143V142H6ZM138 143H139V140H138ZM151 143H152V141H151ZM151 143H149V144H151ZM155 143V142H154ZM154 143H152L153 145H155ZM158 143H160V142H158ZM207 143H208V141H207ZM229 143H230V145H229ZM239 142L237 143L238 144V146H240L239 144H240ZM248 143V144H249ZM4 142L2 143L1 142V140H0V264H68V263H70V262H74L73 260H72V255H71V253L70 252H74V250H75V248L72 246L73 244H75L76 245V242H75V240H72V239H74V238H67L68 236H70L68 233H69V229H67L70 225L72 226H75L74 224H76L77 223V221L78 222H80V219L81 218H83L81 221L82 222H85L84 224H80L78 227H80V228H78V230L77 231H79L78 232V234H79V236L78 237H80L81 235L83 236V234L84 233H86V231L87 232H94V234H96V233H98V236H96V238L95 239H92V242L91 241H89V240H87L88 238H87V234L84 236L85 238V240H87L88 241V243H93V240H94V243H99V244H101L102 245V240H101V236H99L100 234H101V231H100V229L102 230L103 229V231L105 230V227L107 228V227H109L110 225H111V219L113 218V216H111L110 215V217L111 218H107V221L106 222H95L94 221V219L93 218H91V217H93L92 215H91V217L90 216H88V214H87V212H85V213H81L83 216H81L80 218H78L79 220H76L77 218H71V215L69 214L68 215V213H70V212H68L66 215H65V217H68V218H66L67 220H69L70 218V222H72L71 224H70V222L68 223L69 224V226H67V225H65V224H62L61 226L62 227H66V228H64L65 230L67 229L68 230V233L66 234V232H65V230L63 231V232H65V236L66 237H64L63 235H64V233L62 232V230H60V226H57L54 222L55 221H53V220H55L54 219V217L56 216L55 214H54V216H53V219L51 218V215L53 214V212L52 211H57V210H51V208L52 207H54V205L52 204V207H51V205H50V203H53V200H52V202H50L51 200H50V198L48 197V196H45L43 199L44 200H41V201H43V202H41L40 201V199L39 198H41V196L39 197V194H41L40 192H38V190L40 191V188L38 189V190H35L34 188H36L35 187V184H34V181L32 180L33 178L35 179V176L33 177V174H32V172L31 171H29V168H27L28 166H25V164H23L24 165V168H23V165H21V164H19L15 159H17L18 160V158H15V159H13L14 158V156H11L8 152H7V149L6 148H4ZM15 144L12 146V144H11V146L12 147H14L15 146ZM19 144H21L20 142H19ZM22 144L24 145V143L22 142ZM57 144V143H56ZM59 144H60V146H59ZM86 146H88L87 148L89 149H87V148H84V147H86ZM161 144V143H160ZM262 144H264V143H262ZM8 145V144H7ZM18 145V144H17ZM17 145H16V147H17ZM23 145H18V147L17 148H20V150L22 149L21 147H23ZM41 147H40V146ZM45 145V146H46ZM50 145H51V148H50ZM68 145H69V143H68ZM75 145V146H76ZM120 145V144H119ZM133 145V144H132ZM135 145V144H134ZM147 145V144H146ZM152 145V146H153ZM159 145V144H158ZM201 145H202V143H201ZM230 147H229V146ZM34 148H33V147ZM67 146V147H66ZM135 146H137V148L139 147L138 145H135ZM134 146V147H135ZM160 146V145H159ZM164 146V145H163ZM234 146H235V143H234ZM253 147V148H251V147ZM24 147H25V145H24ZM23 147V148H24ZM44 149H43V148ZM61 149H59V148ZM66 147V148H65ZM73 147H74V145H73ZM116 147V146H115ZM156 147V146H155ZM154 147V148H155ZM162 147V146H161ZM160 147V148H161ZM231 148L232 150H234V152H236L235 154L237 155V157H236V155H234L233 153L234 152H232L231 154L230 153H228L229 151H231L229 148ZM236 147V146H235ZM257 147V148H256ZM58 148V149H57ZM65 150H64V149ZM76 148V147H75ZM94 148V149H95ZM140 148V147H139ZM151 148H153V147H151ZM181 148V149H180ZM200 148V145H199V147H198V149ZM202 148V147H201ZM201 148L199 149V151H201ZM204 148H205V146H204ZM234 148V147H233ZM240 148H241V146H240ZM255 148V149H254ZM8 149H10V148H8ZM51 149L53 150V149H57V151L59 152V155L58 154H56V151L55 152H53V151H51ZM123 149H124V145H123ZM150 149V148H149ZM156 149V148H155ZM180 149V150H179ZM229 149V150H228ZM262 149H264V147L262 148ZM18 150V149H17ZM44 150L45 151H47V155L48 156H46V152H45V155H44ZM71 150V149H70ZM87 150V151H86ZM158 150V149H157ZM162 150V149H161ZM218 150H220V152L218 151ZM16 151V150H15ZM14 151V152H15ZM51 151V152H50ZM62 151V152H61ZM63 151H65V154H66V156H68V154H70V158H68V157H66V159H64L65 158V154H64V152ZM67 151V152H66ZM78 151V150H77ZM79 151V152H80ZM163 151V150H162ZM260 151V150H259ZM264 151V150H263ZM263 151H260V152H262L263 153ZM11 152V151H10ZM57 152V153H58ZM70 152V153H69ZM98 152V151H97ZM155 152V151H154ZM202 152V151H201ZM214 152H216V153H214ZM250 152H249V154H250ZM257 152V151H256ZM260 152H258V154L260 155ZM53 153V154H52ZM55 153V154H54ZM61 153V154H60ZM118 153V152H117ZM218 153V154H217ZM219 153H220V156L221 157H219V158H217V155H219ZM221 153L223 154V155H229V159H231V158H233L232 160L233 161H228L227 160V158L225 157L224 158V156L223 155H221ZM261 153V154H262ZM64 154V155H63ZM77 154V153H76ZM75 154V155H76ZM79 154V153H78ZM115 153L113 152V153H110L109 155H110V162H108L109 163V165H110V167H112V168H114V166H116L115 165V162L117 161L116 160V156L114 155ZM122 154V153H121ZM155 154V153H154ZM159 154V153H158ZM233 154V155H232ZM242 154V155H241ZM252 154H253V152H252ZM251 154V155H252ZM254 154H255V152H254ZM258 154H255V156L256 155H258ZM264 154V153H263ZM263 154H262V156H263ZM16 155V154H15ZM44 155V156H43ZM50 155V156H49ZM53 155H55V160L54 159H52V158H50V157H54ZM81 155V154H80ZM80 155H78V156H80ZM87 155V154H86ZM95 155V154H94ZM97 155V154H96ZM95 155V156H96ZM181 155L183 156V154L181 153ZM232 157H231V156ZM46 156V157H45ZM56 156H59V157H64L63 159H61V158H58V157H56ZM71 156H73V158L71 159ZM88 156V155H87ZM87 156H85V157H87ZM101 158H103V159H101ZM117 156H119V155H117ZM156 156V155H155ZM223 156V157H222ZM233 156H235V157H233ZM46 158V163H47V165L45 164V158ZM47 157H49V159H51V161L53 162V160L55 161L54 163H55V165L57 166V164L59 165V166H57V168H55V166L53 165V163L49 160H47ZM83 157V156H82ZM90 155L88 156V158L87 159H89V160H91L90 158ZM122 157V156H121ZM167 157H165L164 159H166ZM188 158V156L186 155L185 156V158ZM202 157V156H201ZM215 157H216V159H215ZM228 157V156H227ZM252 157V156H251ZM57 158L59 159V160H57ZM98 158L99 159H101L100 160V162H98L99 160H98ZM184 158V157H183ZM237 158V159H236ZM247 158V159H246ZM246 158H244L245 160H248L249 158L248 157H246ZM61 159V160H60ZM85 159V158H84ZM106 159V158H105ZM104 159V160H105ZM122 159V158H121ZM158 159V158H157ZM181 159H182V157H181ZM218 159V160H217ZM223 159L224 160H226L225 162H222V163H224V165L223 164H221V166H220V164H219V162H221V161H223ZM35 160H33V161H35ZM73 160V161H74ZM88 160V161H89ZM120 160V159H119ZM163 160V159H162ZM244 160V161H245ZM249 160H252V159H249ZM16 161V162H15ZM56 161H57V164H56ZM58 161H59V163H61V164H59L58 163ZM73 161H71L72 163H73ZM79 161V160H78ZM87 160H85V162H86ZM121 161V163H122V161H123V159L122 160H120ZM177 161V162H176ZM181 161H183V160H180V164L181 163H183V162H181ZM199 161V162H198ZM228 161V165H225V163ZM240 161V160H239ZM51 164H50V163ZM92 162V161H91ZM174 162V163H173ZM190 162V163H189ZM231 162V163H230ZM249 162V161H248ZM247 162V163H248ZM251 162H253V160L251 161ZM72 163H70L71 165H72ZM75 163H78V162H75ZM96 163V162H95ZM106 163H107V161H106ZM118 163V162H117ZM206 163V161L204 162V164ZM242 163V161L239 163V164H241ZM245 163H246V161L244 162V163H242L243 165H245ZM250 163V162H249ZM33 164V165H34ZM43 164H45L46 165V167L47 166H49V164L51 165V166H49L50 168H46ZM65 164V163H64ZM63 164V165H64ZM83 164H84V162H83ZM86 164H88V163H86ZM85 164V165H86ZM102 164V163H101ZM105 164V163H104ZM103 164V165H104ZM166 164H168V163H166ZM230 164H232V166H230L232 169H233V167H234V172H236V174H234V173H232L233 171H232V169H229L228 168V166L230 165ZM53 165V166H52ZM63 165H62V168H63ZM70 165V166H71ZM77 165V164H76ZM75 165V166H76ZM84 165V166H85ZM89 165V164H88ZM105 165H108V164H105ZM121 165V164H120ZM165 165V164H164ZM168 165H170V164H168ZM182 165V167H183V164H181ZM208 165V164H207ZM210 165V164H209ZM237 165V166H236ZM242 165V166H243ZM19 166H20V168H21V166H22V168L20 169L19 168ZM36 166V165H35ZM84 166H82V169H84V168H86V167H84ZM97 166H98V164H97ZM172 166V165H171ZM170 166V168H172ZM187 166V165H186ZM186 166H184V167H186ZM224 166H226V167H224ZM242 166H239V167H241L242 168ZM25 167L28 169H26V174H24L25 172H23V170H25ZM45 167V168H44ZM65 167H67V163H66V165H65ZM65 167H64V169L63 170H65ZM73 167V166H72ZM71 167V168H72ZM79 167V168H78ZM78 170L81 168V166H79L78 165ZM99 167H100V165H99ZM103 167V166H102ZM106 167V166H105ZM107 167H109V166H107ZM166 167H168V166H166ZM182 167H180L179 168V170L180 171H182L181 170V168ZM187 167H189V166H187ZM191 167L189 168V169H191ZM209 167V166H208ZM225 168L224 170H223V168ZM244 167H246V166H244ZM75 168V167H74ZM101 168V167H100ZM173 168H174V166H173ZM192 168V169H193ZM227 168H228V170H227ZM238 168V167H237ZM247 168V167H246ZM23 169V170H22ZM44 169V170H43ZM56 169V170H55ZM60 169V168H59ZM76 169V168H75ZM175 169V168H174ZM174 169H172V170H174ZM184 169V168H183ZM187 169V168H186ZM189 169H187L188 171H189ZM243 169V168H242ZM250 169V168H249ZM22 170V171H21ZM36 170V169H35ZM34 170V171H35ZM46 170V171H45ZM102 171L103 170H105V169H101ZM100 170V171H101ZM111 170V169H110ZM113 170V169H112ZM169 170V169H168ZM172 170H170V171H172ZM186 170V171H187ZM197 170H192V172L191 173H189L188 171H187V173H189V176L190 177H192V178H188L189 180H191V179H194V178H196L195 176H198V174H199V172L197 171ZM226 170H227V172H226ZM239 170L241 171V169L239 168ZM245 170V169H244ZM248 169H246V171H247ZM255 170V169H254ZM43 171H45V172H43ZM60 171V170H59ZM83 171H85V170H83ZM87 171V170H86ZM85 171V172H86ZM107 171V170H106ZM155 171V170H154ZM157 171V170H156ZM159 171V170H158ZM163 171V170H162ZM169 171V172H170ZM174 171H176V169L174 170ZM191 171V170H190ZM221 172V173H218V174H216L217 172ZM223 171H224V173H223ZM232 171V172H231ZM259 171V170H258ZM29 172V173H28ZM61 172H65V171H60V173ZM75 172H77V171H75ZM74 172V173H75ZM85 172H83V174H85ZM88 172H90V169H89V171H87L86 172V175H84V176H87L88 175ZM119 172V171H118ZM166 172V171H165ZM177 172V171H176ZM182 172H185V170L184 171H182ZM229 172V173H228ZM35 173V172H34ZM80 173V172H79ZM81 173H82V171H81ZM80 173V174H81ZM113 173V172H112ZM156 173V172H155ZM160 173V172H159ZM180 173V172H179ZM258 172L256 171L255 172V174H257ZM29 175V177H30V174H31V181H33V182H31V185H30V182H29V180H30V178L28 177V175ZM111 174V173H110ZM114 174V173H113ZM167 174H168V172H167ZM171 174V173H170ZM177 175H178V173H176ZM182 174V173H181ZM186 174V173H185ZM199 174V175H200ZM230 174H229V176H230ZM260 172H259V178H260ZM63 175V177L62 176H60L59 177V175H58V177L60 178V180L63 178L64 180H62V181H59V178H58V181L60 182H58V181H56V183L55 184H59L58 186L59 187H61L62 185V187L61 188H63V189H61V190H64L65 192H67L69 195L68 196H73L74 197V199L76 200V199H78V196L75 194L76 193V189L73 187V185H71V184H74L73 183V180L72 181H69L68 179H65L64 177V174H62ZM68 175H70V173L68 174ZM67 175V176H68ZM160 175H161V173H160ZM187 175V174H186ZM239 175H241V174H239ZM244 175H245V177H244ZM243 175V177L244 178H246V175L247 174H244ZM262 175V174H261ZM81 176V175H80ZM183 176H184V174H183ZM201 176V180H203V177ZM249 176V175H248ZM255 176V178H257L258 179V176L257 175H254ZM257 176V177H256ZM38 177V178H39ZM78 177V179H80L79 178V176H77ZM112 177V176H111ZM161 177H163V176H161ZM160 177V178H161ZM167 177V176H166ZM165 177V178H166ZM181 178H182V180H184L185 181V179H187V178H185V177H182V176H180ZM234 177V176H233ZM232 177V179H234V180H236L237 179V177H239V176H237L236 177V179L235 178H233ZM242 177V176H241ZM241 177H239L238 178V180L239 181H241V186H244L246 189H249V191H250V188H248L249 187V183H248V185L244 182V178L242 179ZM263 177V175L261 176V178ZM37 178V179H38ZM67 178V177H66ZM75 178V177H74ZM109 178V177H108ZM108 178H106V179H108ZM160 178H154V181L156 180L157 182H159V180L158 179H160ZM185 178V179H184ZM197 178H199V176L197 177ZM215 178V179H216ZM77 179V180H78ZM87 179H89L88 177H87ZM105 179V178H104ZM103 179V180H104ZM210 180V182L211 181H213V182H215V180ZM247 180H249L248 179V177L246 178ZM245 179V180H246ZM264 179V178H263ZM263 179H261V181H264ZM55 180H57V179H55ZM69 182H72V183H69ZM102 180V179H101ZM163 180H164V178H161L160 179V182H159V184H163L162 182H163ZM188 180V183L190 184L191 182H192V184L194 183V181H189ZM197 180V179H196ZM199 180V179H198ZM223 180H229V179H223ZM237 180V181H238ZM253 180V181H252ZM252 182H257V181H259V180H257V181H255L253 178H252ZM67 181V182H66ZM75 181V180H74ZM100 181V180H99ZM98 181V182H99ZM179 181H181V180H179ZM217 181V180H216ZM243 181V182H242ZM39 182V181H38ZM47 182H49V181H47ZM47 182H46V184H45V186H44V184L42 185L43 187L41 188L42 189V194H43V191L45 190V192L47 191ZM62 182H64L65 184H63ZM76 182V181H75ZM104 183L101 185V187L102 186H104V184H106V180H104L103 181ZM108 182V181H107ZM182 182V181H181ZM196 182V181H195ZM198 182H201V184H202V181H198ZM260 182V181H259ZM109 183V182H108ZM166 183V182H165ZM178 183V182H177ZM185 183V182H184ZM184 183H178L177 185H184ZM33 184V185H32ZM39 184V183H38ZM60 184H62L61 186H60ZM101 184V183H100ZM99 184V185H100ZM175 184H176V180H175ZM174 184V185H175ZM201 184L199 183V184H197V185H200L201 186ZM209 184V183H208ZM225 184V183H224ZM227 184H229V186L231 187V185H235L236 184V186L238 187V185H239V183L237 184L236 183V181L234 182V183H232V181H231V183L229 182V183H227ZM227 184H226V186H227ZM262 184H264V183H262ZM47 185V186H46ZM75 185H76V183H75ZM74 185V186H75ZM177 185H175L174 187L176 188V187H178V188H180L179 186H177ZM187 185V184H186ZM194 185H195V183H194ZM202 185H205V184H202ZM212 185H214V187H216V186H219L218 185V182L216 183H214V184H212ZM216 185V186H215ZM222 184L220 183V186H221ZM247 187H246V186ZM256 185V184H255ZM28 186H30L32 189H34V190H32V189H29L30 187H28ZM33 186V187H32ZM53 186V185H52ZM157 187L158 186H160V185H156ZM172 186V185H171ZM170 186V187H171ZM187 186H189V185H187ZM196 186V185H195ZM195 186L193 187V185H192V187H191V185L189 186L190 187V189H194L193 190V192L195 191L196 193V196H198V195H203L204 194V192H206V191H204L203 192V190H204V188L206 187V186H203L204 188H203V190L202 189H199V190H197L198 191V193L199 194H197V191H196V189L197 188H200V186L198 187H196L195 188ZM210 186V185H209ZM232 186V187H233ZM240 186V185H239ZM252 186V185H251ZM259 186H260V183H259ZM65 187V188H64ZM169 187V188H170ZM184 187H185V185H184ZM202 187V186H201ZM222 187V186H221ZM228 187V186H227ZM237 187H235V191H233L234 193H235V195L237 194L238 195V192H237V190L238 191H240L241 192V189L242 188H244V187H238L239 189H237ZM261 187V186H260ZM38 188V187H37ZM48 188H50V186L48 187ZM56 188H58V187H56ZM102 188H104V187H102ZM234 188V187H233ZM233 188H232V190H233ZM241 188V189H240ZM252 188V187H251ZM30 191H29V190ZM174 188L172 187L171 188V190H173ZM222 189V188H221ZM245 189V191L243 190L242 192H243V194H244V192H246L247 190ZM28 190V191H27ZM50 190L52 191V189L50 188ZM50 190H48V191H50ZM57 190H60L59 188L57 189ZM61 190H60V193H62L61 192ZM178 190V189H177ZM177 190H176V192H177ZM184 190V191H183ZM210 191H211V189H209ZM226 190V189H225ZM264 189H262V191H263ZM50 191V193H52ZM79 191V190H78ZM180 191V190H179ZM181 191H182V193H181ZM180 191V193L182 194V195H180L179 194V192H178V197L180 198V197H184V193H186L187 191H186V189H182ZM202 191L203 193H201L200 194V192ZM209 191V192H210ZM212 191H215V193H217L216 191H217V189H215V188H213V190ZM262 191H261V193H262ZM34 192H36V193H34ZM111 192V191H110ZM161 191H159V193H160ZM174 192V191H173ZM192 192V191H191ZM190 192V193H191ZM229 192V191H228ZM227 192V193H228ZM242 192H241V197L243 196L242 195ZM48 193V192H47ZM67 193H64V194H66L67 195ZM167 193H169V192H167ZM187 194V195H191V194ZM207 193V192H206ZM206 193L203 195V196H206ZM218 193H220V192H218ZM217 193V194H218ZM231 193V192H230ZM247 193V192H246ZM245 193V194H246ZM263 193H264V191H263ZM263 193H262V195H263ZM36 194H38V195H36ZM41 194V195H42ZM54 195L55 194H57V193H53ZM51 195V197L53 196V197H55L54 195ZM195 194H193V196L195 195ZM208 194V193H207ZM231 194H233V193H231ZM230 194V195H231ZM105 194H103V196H104ZM107 195V194H106ZM105 195V196H106ZM110 195V194H109ZM159 195V194H158ZM165 195V194H164ZM177 195V194H176ZM175 195V196H176ZM210 195V194H209ZM212 195V194H211ZM224 195V194H223ZM227 195V194H226ZM247 195V194H246ZM105 196H104V198H105ZM108 196V195H107ZM172 196H174V195H172ZM186 196V195H185ZM221 196V195H220ZM219 196V197H220ZM234 196V195H233ZM39 197V198H38ZM56 197H58V196H56ZM55 197V198H56ZM65 197V196H64ZM73 197L72 198H70V200H72V202L74 201L73 200ZM110 197V196H109ZM159 197H162V195L161 196H159ZM163 197H165V196H163ZM170 197H171V195H170ZM178 197H176L177 199L176 200H170V199H165V198H158L156 201L158 202V200H159V202L158 203H156V204H159L160 203V205H161V207L164 209H167L166 211H171V209H169L168 210V207H170V205L172 204V203H174V206H175V204H176V207L178 206L179 208H180V204L179 203H182L183 204V206L182 207H185V205H186V203H188L187 201H185V200H183V199H181V200H183L182 202L180 201V199L178 198ZM192 197V196H191ZM201 196H198V198L197 197H195V199L197 198V200H202V198H200ZM207 197V196H206ZM211 197H214V195L213 196H211ZM241 197L238 195L237 196V200H236V196H235V200L237 201V202H240L241 203ZM48 198H49V200H48ZM55 198H52V199H55ZM59 198V197H58ZM57 198V199H58ZM63 198V197H62ZM111 198V197H110ZM110 198H105L106 199V201H108ZM166 198H168L167 196H166ZM185 198H187V196L185 197ZM194 198V197H193ZM193 198H191V200H193V201H191V200H189V202L191 201V205L193 206V204H194V201H197V200H194ZM200 198V199H199ZM204 198V197H203ZM209 198V197H208ZM221 198V197H220ZM220 198H217V199H219L220 200ZM226 198H227V196H226ZM226 198H225V200H223V201H226ZM229 198H232V200H234L233 199V197H232V195H231V197H229ZM243 198V197H242ZM206 199V198H205ZM210 199V201H208V202H210V203H212V199L211 198H209ZM208 199V200H209ZM216 199V198H215ZM69 200V199H68ZM222 200V199H221ZM221 200H220V203H222L221 202ZM234 200V201H235ZM200 201H199V203L198 202H196L195 203V206H197V204H200ZM217 201V200H216ZM215 201V202H216ZM109 202V201H108ZM203 202H204V200H203ZM203 202H202V204H200L201 206H203V209H205L206 207H208L207 209H205V210H208L209 209V207H210V211H209V218L208 219H206V222H210V220H211V225L210 226H212L211 227V231L209 230V232H208V234H206V231L207 230H205V229H207V227L206 226H209V224L207 223V225H206V222H204L203 224H200L201 226H196V224L197 223H193V221H192V223L190 222L189 223V225L190 224H192L193 226H189V225H187V226H189V230H191L192 229V227H194V224H195V226H196V228H194L195 230H191V232H190V235H188L187 233V235L184 233V235L183 236H180V237H184V239L183 238H180L181 240H179V241H177V237H179V235L177 236V237H175V239H176V246L178 247H176L177 249H178V251H177V255H178V257L176 256V255H174L175 257H177V260H180V262L183 264L184 262L183 261H185V263L186 262H189V261H191L192 262V264H193V262L195 263V262H197L198 263V260H202V259H204V261L202 262L203 264H204V262L207 260V258L209 257V255L211 256L210 258L212 259V258H214V260H215V258L217 259V260H219V262H221L222 260L224 261V262H226V264L228 263V264H259L260 262H263L264 261V253H263V251H261L260 250V248H263L262 246H260V248L259 247H257L258 249H257V251H255V248H256V246H255V248H253V255H251L252 253H251V251L250 252H248L249 253V256H248V254H246V255H242V254H240V253H238V254H235L233 251V244H234V241H236V239H238V242H237V244H240V245H245L246 244V240L244 239V238H247L248 237V239L250 238L253 242V244H263V242H264V224L263 223H261V222H258L257 220L255 221V219H254V217H255V215H257L258 213V211H259V213H260V211H262V213H261V216L260 217H263V210H262V208H259L260 206H258L257 204H259V203H253L252 204V206L251 207H249V206H246V204H244L245 206H243L241 209L239 208L238 210H240L239 212H237V210H236V208H235V210H236V212L237 213H233V214H226V212H225V208H228L227 207V205L229 204H227V205H225L226 203H224V206H222V204H220L219 202H217V203H215L214 201H213V203H214V205L213 206H211V204H209L208 206H206V207H204L205 206V203L207 202V201H205V203H204V205H203ZM208 202H207V204H208ZM233 202V201H232ZM264 202V201H263ZM56 203V202H55ZM69 203H71V202H69ZM82 203V202H81ZM212 203V204H213ZM240 203H236L238 206L240 205ZM243 203V202H242ZM73 204H74V202H73ZM109 204V203H108ZM206 204V205H207ZM233 204H235L234 202H233ZM235 204V205H236ZM264 204V203H263ZM62 205V204H61ZM79 205V204H78ZM188 205V204H187ZM186 205V206H187ZM198 206V207H201V206ZM232 205V204H231ZM247 205H248V203H247ZM261 205V204H260ZM56 206V205H55ZM109 206V205H108ZM191 206V209H192V211L194 212V209L197 211V209L198 208H195L194 206L192 207ZM226 206V207H225ZM230 206V205H229ZM50 207V208H49ZM59 207V206H58ZM110 207V206H109ZM160 207V206H159ZM177 207V209H179ZM240 207H241V205H240ZM262 207V206H261ZM34 208V209H33ZM171 208V207H170ZM190 208V207H189ZM194 208V209H193ZM231 208V207H230ZM64 209H67V208H64ZM164 209V210H165ZM173 210H175L176 211V208L174 209V207L172 208ZM187 210V207L186 208H184L183 210L186 212V210ZM199 209H202V207L201 208H199ZM203 209H202V211L201 212H203ZM260 209V210H259ZM264 209V208H263ZM18 211V212H16V211ZM52 212L51 214H50V211ZM71 210V209H70ZM60 211H62V210H60ZM60 211H57V212H59V213H61ZM87 211V210H86ZM163 211V210H162ZM175 211L174 212H172L171 211V213H173V215H174V213H175ZM184 211H182L181 212V214L182 213H184L185 215L184 216H186L187 217V214L184 212ZM234 211V210H233ZM14 212H16V213H19L20 212V215L19 214H15ZM62 212H64V211H62ZM177 212V211H176ZM193 212H190L189 210L187 211V213L190 215H192V213ZM55 213V212H54ZM66 213V212H65ZM166 213V212H165ZM195 213V212H194ZM193 213V214H194ZM198 212H196V214H197ZM204 213V212H203ZM251 213H255V214H253L254 215V217L253 216H251ZM58 214V213H57ZM200 214H202V213H200ZM250 214V215H249ZM59 215V214H58ZM172 215V214H171ZM195 215V214H194ZM163 216H165V215H163ZM162 216V217H163ZM166 216H168L167 214H166ZM170 217H172V216H170ZM175 217L177 218L178 217V215L176 216V214H175ZM183 217V216H182ZM59 218H61V217H59ZM166 219H167V217H165ZM250 219V221H249V219ZM66 219H63V220H66ZM162 219V218H161ZM161 219H160V221H159V225H160V223H163V225L165 226L166 225V227H168V223L167 224H165L164 222V220H166V219H162V221H161ZM172 220L173 219H175V218H171ZM178 219V218H177ZM180 219V218H179ZM183 219H186V218H183ZM200 219V218H199ZM24 220H27V221H29V222H31L34 226H33V228H35V230L36 231H38V233L39 234H45L46 236H45V238H47L48 237V239H50V241H49V245L48 244H46V243H43L40 239V235L39 234H37V235H39L40 237H38L37 235H36V233L37 232H35V230L34 231H31L32 229H31V227L29 226L28 228H27V226H26V224H25V222H24ZM62 220V219H61ZM62 220V221H63ZM67 220H66V222L65 221H63V222H65V223H67ZM84 220V221H83ZM168 220H170L169 218H168ZM176 220V219H175ZM175 220H174V222H175ZM57 221V220H56ZM104 221H105V219H104ZM180 221H181V219H180ZM184 221V220H183ZM190 221H191V219H190ZM205 221V220H204ZM114 222H115V220H114ZM168 222V221H167ZM171 222V221H170ZM188 222H189V220H188ZM187 222V223H188ZM195 222H197V221H195ZM201 222V221H200ZM200 222H198V223H200ZM203 222V221H202ZM250 222H252V223H250ZM263 222H264V220H263ZM58 223V222H57ZM116 223V222H115ZM178 223H179V220H178ZM183 223H185V221L183 222ZM186 223V224H187ZM28 224V223H27ZM113 224V223H112ZM180 224H181V222H180ZM109 225V226H108ZM162 225V224H161ZM163 225H162V227H163ZM172 225V224H171ZM182 225V224H181ZM197 225H199V224H197ZM202 225H206L205 227H203ZM251 225H256V226H254V228H251ZM170 226V225H169ZM173 226V225H172ZM177 226V225H176ZM186 226V227H187ZM165 227V228H166ZM174 227V226H173ZM180 227H182V226H180ZM170 228V227H169ZM176 228V227H175ZM178 228V227H177ZM184 228V230H182V231H179V232H184V231H186V229H185V227H183ZM188 228V227H187ZM62 229V228H61ZM87 229H89V231L87 230ZM167 229V228H166ZM172 229V228H171ZM171 229H170V231H171ZM182 229V228H181ZM208 229H209V227H208ZM66 230V231H67ZM92 230V231H91ZM107 230H108V228H107ZM100 231V232H99ZM167 232H168V230H167ZM187 232V231H186ZM35 233V234H34ZM100 233V234H99ZM162 233V232H161ZM171 233V232H170ZM261 233V234H260ZM91 234H93V233H91ZM91 234H88V236L90 235V237L92 236ZM168 234H169V232H168ZM178 234V233H177ZM206 234V235H205ZM50 235V236H49ZM97 235V234H96ZM164 235V234H163ZM186 236H188V237H186ZM44 237V236H43ZM43 237H42V239H43ZM71 237V236H70ZM90 237H89V239H90ZM101 237V238H100ZM140 237V236H139ZM160 237V236H159ZM161 237H162V235H161ZM166 237V236H165ZM206 237V238H205ZM263 237V238H262ZM67 238V240H64V239H66ZM92 238V237H91ZM97 238H100V240H101V242L99 241V239H97ZM136 238H137V236H136ZM164 238V237H163ZM234 238H236V239H234ZM261 238V239H260ZM156 239V238H155ZM162 239V238H161ZM262 239H263V241H262ZM68 240H70V241H72V243H68ZM157 240V239H156ZM163 240V239H162ZM165 240V239H164ZM163 240V241H164ZM246 242H245V241ZM46 242H47V239L45 240ZM64 241V242H63ZM73 241H74V243H73ZM86 241V242H87ZM108 241V240H107ZM111 240H109V242H110ZM261 241V242H260ZM162 242V241H161ZM255 242V243H254ZM259 242V243H258ZM105 243H108V242H105ZM111 243V242H110ZM248 243V242H247ZM99 244H96V245H99ZM104 244V243H103ZM125 244V243H124ZM236 244V245H237ZM255 244V245H256ZM94 245V244H93ZM95 245V246H96ZM101 245H100V249H102V247H101ZM127 245H128V243H127ZM164 245V244H163ZM162 245V246H163ZM105 246V245H104ZM107 247H108V245H106ZM120 246H122L121 244L119 245V243H117V242H115V240H113L112 241V243L110 244V246H109V248H107V251H108V249L110 250L109 251V253H111V257H113L112 258V260H113V263L111 262V260H109V259H107L108 257H105L104 256V254H103V252H101V250H98L97 249V247L95 248V247H90L89 249V252H88V254H86V256H87V258H88V262L90 263V264H133L132 262V260L131 259H129V255L127 256V254L124 252V250H122L123 248H121ZM123 246H126V245H123ZM239 246V245H238ZM160 248H161V246H159ZM158 247V248H159ZM240 247V246H239ZM99 248V247H98ZM104 248V247H103ZM106 248V247H105ZM160 248H159V250H160ZM234 248H236V246L234 247ZM77 249V248H76ZM176 249V250H177ZM36 250H37V252L39 253V254H37L36 255ZM159 250H157V251H159ZM247 250V249H246ZM245 250V251H246ZM251 250V249H250ZM263 250V249H262ZM161 251H162V249H161ZM247 251H249V250H247ZM246 251V252H247ZM255 251V252H254ZM164 252V251H163ZM240 252V251H239ZM262 252V253H261ZM158 253H160V252H158ZM176 253V252H175ZM237 253V252H236ZM260 253L261 254H263V257L261 258V260H260ZM161 254H163V253H161ZM160 254V255H161ZM167 254V253H166ZM209 254V255H208ZM69 255L71 256L70 258H69ZM106 255V254H105ZM208 255V256H207ZM250 255L252 256V257H250ZM109 256V255H108ZM109 256V257H110ZM173 256V257H174ZM68 257V259L69 260H72V261H69V260H67L66 258ZM205 257H207V258H205ZM162 258V257H161ZM250 258H252L254 261L252 262V259H250ZM256 258H259V259H256ZM66 259V260H65ZM111 259V258H110ZM206 259V260H205ZM263 259V260H262ZM110 262H109V261ZM163 260V259H162ZM216 260V261H217ZM257 260V261H256ZM260 262H259V261ZM208 261H209V258H208ZM208 261H206L205 263L207 264L208 263ZM65 262H67V263H65ZM180 262H179V264H180ZM209 262H211V260L209 261ZM218 262V261H217ZM177 263H178V261H177ZM197 263H195V264H197ZM213 263V262H212ZM223 263V262H222ZM74 264H76V263H74ZM135 264V263H134ZM189 264V263H188ZM198 264H200V262L198 263ZM223 264H225V263H223ZM261 264V263H260Z\"/></svg>",
  "mask_w": 264,
  "mask_h": 264
}]
</instances>
